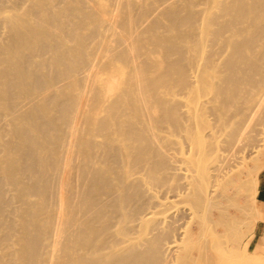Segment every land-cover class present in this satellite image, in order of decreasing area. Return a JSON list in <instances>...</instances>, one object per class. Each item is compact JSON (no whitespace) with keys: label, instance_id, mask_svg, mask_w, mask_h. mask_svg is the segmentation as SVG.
I'll return each mask as SVG.
<instances>
[{"label":"bare ground","instance_id":"obj_1","mask_svg":"<svg viewBox=\"0 0 264 264\" xmlns=\"http://www.w3.org/2000/svg\"><path fill=\"white\" fill-rule=\"evenodd\" d=\"M59 1L60 0H58V2L55 1L53 3L59 4ZM117 1L120 2V4H121V2L126 3L125 4L126 7L124 5L123 8L125 7L124 9L127 10V12L125 10H123L125 12L122 13V11H121L122 9L120 11L118 10L119 12H121L120 13L121 15L117 14L118 16L116 17V15H115L116 13H113V12L114 11L116 12L117 9L115 8V6H113L114 10H112V7H111V10L113 12L110 13L111 17H109V19H106V16L109 14H107L106 10L104 8H102L101 2L99 0H94V1L78 0V2H80L83 5V7L82 6L79 7V4H78V7H75L73 5L74 2L71 3L69 1V4H71V6L68 5V6H70L69 7L70 10L68 9L69 11H71V10L78 11V9L80 10V8L81 9L85 8L87 13H89L87 15V17H89V15H90V16H93V18L97 20V23H94V24L95 25L97 24L98 26L96 25V27H93V28L98 27V31H99V26H101L102 24H105L102 26H103V28L106 26L107 30L106 29H104V30L108 31L110 29V31L105 32V34L110 33V34L114 35V37H115V39L111 40V38L108 35L103 36V35H105L104 33L102 34V36H101V34H98L102 38V40H99V38H98L99 36H97V35H96L97 37L94 36L95 38L92 37L93 39L98 38L99 41L97 42V41H94L91 39V41L97 42L98 45L96 47L97 49H94V47H95L94 45H96L97 43L93 45V49H91L89 51L90 52L89 55L87 54L88 52L83 53V50H84L85 46L88 47L91 44L86 45L84 43L85 41H83L81 39L82 35L78 36V34H76V33H78L76 31L81 30L83 28L82 27L81 29H78L82 26V24L85 21V20L82 21V19H83V18L81 19L82 16H79V18L82 21V23H81V21H79L81 23V26L78 25L79 23L77 25H74L75 23L74 24L73 23H71V24L67 23L66 24L65 21H68V20H65V21L63 20L64 14L59 12V10H55L54 8H52L54 10H52V9L49 10L48 8L46 9V6H44V5L47 3H45V1H41V3L36 2V1H34V2L32 1L31 4L29 3V5L34 6L32 8L29 7V5L27 4L29 8L26 7V8L20 9L23 12V15H18L15 12V9H18V8H15V9L12 8L14 6L10 7V10L9 9L6 10L7 8H9L10 5H8L6 2V4H7V6H6L4 0H3V2H1L2 4H5V5L1 6V4H0V25H2V27L6 28L7 41L4 44L0 45V54H1V57H0V116L2 118L4 117V121L1 120V118H0V120L3 122L6 121V124L11 125V126L7 125V127H9L8 131H5V132H7V135H12L11 137H15L17 139L19 138L20 141L16 142L13 145L11 144L12 141L9 142L7 140H4L3 142H0V145H1L0 148L5 147V149H7V150H9V152L13 153L14 157H15V158L14 157L12 158V156L6 157V158L4 157V159L2 157H0V158H2L1 162H0V171L5 172L6 176H3L2 178L3 179L6 178L8 184L9 183L13 184L15 181H17L15 178H17V177L19 178L20 177L19 175H21V177L18 180H21V178H23L25 181H23V179H22V182L20 181L22 184L24 182V184H23V186L20 185V186H22V188H19V189H20V191H24L25 193L27 192V196H28V193H33L32 194L33 196H34V193L44 194L46 191L45 186L46 187H54V186H51L52 181H48V182H51V184H46V185L44 184V182L47 180L41 181L42 183L39 182L40 180H42V179L39 180L40 177L45 178L47 176L41 175L44 172L42 173V171L40 172V170H39L38 175L40 174V177H36L37 174L35 175V171H36V168L39 169L38 167L40 165H38V164H45V165H50L51 163L53 164V158L48 157V156H44L42 158L41 156L37 155V151L39 148H41L40 147L41 143H43L42 141H45V140L46 141L47 140L52 141L53 139H51V138L55 137L54 139H56V137H58L59 134H62L59 136L61 138H63L62 136L65 134L66 137H68V140L65 139V136H64L63 139H65V141L64 140L63 141L68 142V145L67 144L66 145H67L70 153L71 152L74 153L73 152L74 150H76L75 153H78V155L77 154H66V155H71L75 158L76 155H77L76 157H79V154L83 153L82 151L86 150V149L83 150V148L90 146L91 149H93L92 147H94L96 149L95 144H94V146H92L93 144L91 145V139H89V138L85 139V136L90 135V138H93V137H95L94 135H99V137L101 136V138H104V140L102 139V141H104V144L102 146V145H99L97 143V145L100 148L97 151L101 150L100 146H102V153H101L102 157H99V158H102L101 161L103 160V163L107 166L106 170L102 168L105 172H107L110 170V168L112 169L113 164L120 161V159L122 160V159L126 158V156H127L126 151L135 152L133 150H128L130 148L129 147L130 145L129 146L127 145L129 148L124 150L125 147L127 148V146L125 145V143H124V145H125L124 146L123 144L120 143L121 141H119L120 140L119 137H121L123 135V136H127V137L122 136V138H124L122 140H124V141L128 140L126 138L129 137L131 139L130 141H132L134 143L133 148L136 150V153L131 154V155H135L134 160H138L141 157L146 155L148 158V161H147L148 162V169H150V171L153 172V174L151 176L158 178V180L160 181L159 183L162 182L161 184L164 185L166 180H165L164 174L161 171H165L166 167L168 170L169 169L172 170L174 168L173 165H175V164H173V162H172L173 165H171L169 163H168L169 165L165 164V162H166L165 160H168L167 157L170 156V159H171V157H173V156H171V154H169L167 156V149H165V148H167V146H169V143L172 142V139H175L174 137H172L174 135V133L175 134L180 133L179 130H182L185 133L182 135H186L187 136L186 139L189 140V145H187L188 144L187 142H186L187 144L182 143L183 145L186 144L185 147L188 146L187 147L188 148V152H187L188 155H186L187 153L182 152V151H184L183 149L185 147L182 150L179 148L181 150L180 152L185 153V155H186L185 158H183L181 156L184 154H182V155L180 154L179 158H183V159L188 158L186 160H188L189 163H187V162L185 163L182 160H180L179 162L189 164L188 169L184 168L188 172V175L186 174V172L184 173V175L186 174L185 176L188 177L186 180L187 182L186 183L183 182L185 184L181 183L182 185H184L183 187L181 184H179L180 186H177L176 183L168 184L166 182L167 185H169V186L168 187L165 186V188H167L168 192H172V194H173L171 196L172 200H170L168 204H166L164 201H162V202L160 201L161 202L160 203L157 200V202L160 203V205L164 207L161 214H164L165 216L168 213L169 207L171 205H176L175 203L177 202V200L184 203V205L187 207V211H186L187 214L185 212L183 213L182 212L183 210L181 211V213L185 214L184 215L185 217H188L189 220H187L185 225L190 226V228L187 229L185 226V230L182 229V231H186V232L181 233L180 238H179V236H177L179 238V240H177V241H180V243L185 242V243H183L185 245L181 246L180 244L175 243L171 246H168L167 251H169L170 260L165 259V257H164L163 261H162L160 259V253H161L162 246H163L161 240L164 237L161 239L160 235L157 234V232H159V230H160V227H156L159 229L158 231L156 229V231H157L156 233L152 232V229H153V231L155 229L153 227L157 226V225H155L156 222L151 223V225H154V226L150 227V229L146 228L142 231H139V234L136 237L129 236L127 232H130V231H128V229L135 230L134 229L135 226L134 227H128L126 225L123 228H120V226H119V229L117 227V224L120 222L119 217H123V215L120 212L124 211V210L121 211L120 208L122 206H124V208H125L127 204H125V205L123 204L122 206H120L118 203H116L117 201L114 202L113 200H111V202H110V200H109L110 198H109L108 199L109 204L106 203L107 207H108V209H106V210H111V211L114 210L115 212H113V211L112 212L113 213L117 212V216H119L118 217L119 220H116L117 223L116 224L114 223V225L117 227L116 232L120 237L118 240H121V242H119V243H121L122 246L120 248H118L116 250V252H114V253H112V252L106 253L105 252L106 250L103 251L107 247V245H109L110 242L114 241V239H112V241H111V238L113 236L111 238L109 236L111 231L109 230L110 227H108V225H111V223H108V225L106 223H103V225L100 224L102 226L98 225V223H99V219L105 218V216H104L105 214L110 215V213H112V212L109 211L110 213H103V212H106V210H105V208L104 209H102L101 207L99 208L98 202H100V200H104L102 197H104L105 193H107V195L109 197L111 194H113V191L112 192L110 191L112 186L114 188V187H116V185H118L117 187H119V189H118L119 191H118L117 195L122 196L123 198H125V200H128V201L133 199V198H137L141 194L140 189H142L144 191L146 190V187L140 188V184L144 181V179L142 177H139V175H137V177H139V178H137L134 175L136 177L135 178L136 180H132L133 177L130 178L131 179L130 180V179H128L129 178L128 174H122L123 172H121V171L123 169V166H125V164L123 162L124 165L121 164L122 166H120V167H122V169L119 170L121 173L118 171L115 172V173L118 172L119 174H122V175H117L115 179L111 178L112 174L109 175L105 172H102V173L95 172L96 170L94 171L95 173H93V175L90 174L91 171H86V172H89L90 175L88 173H87V175L91 176V178L89 176L87 177L85 175L86 173L81 174V172H84L85 170L77 171L76 172L77 174L75 173L76 175L80 174V177H83V175H85V177L90 178V181H89L88 187L85 191V194L83 193L84 196L82 198V201L80 200L81 201L80 202L81 207L83 209V210L82 209L81 210H82V212H85L83 215L87 214L88 211H90V212L92 211L95 213L92 215L89 214V215H91V217L88 215V218L90 217L88 226H87V228L82 227L84 229H82L80 232H76L77 237H74L76 239H74L73 237H70V238H73V242H72V239H67V237L69 236L68 233H69L71 225H73V223H76L79 221L78 220V221L74 222L77 219L76 217H80L78 215V214H80V213H78L79 209H77V212H76L75 211L76 209L73 208V207L78 208L79 206H77L78 204L76 206H72L68 202V197H66L67 195L65 196V193L62 192L64 190H58L59 189L58 188L57 190L61 192V193L59 192L60 194L50 192L51 194H53V195L57 194L55 196H58L57 200H56L57 201V207H55V205H56L55 202H53L55 204V205L53 204V206H54L53 207L52 204L49 205L47 203L49 201L43 202L44 200L42 201L39 199H38L39 200L38 202L34 201L35 203L31 201L32 205L38 203L37 206H39V202H42L40 204V206L43 204L44 205L48 204L49 206H51L50 207L51 210H53L52 208H54V209L57 208L55 211H53V213L51 211L49 212V213L53 214V216L55 217L54 218L51 214H49L47 212L48 209H46V208H49V207L43 208L44 206H42V207L39 206V208L43 209L44 211L46 209L45 212L49 214L48 217H53V219L55 220L54 221L53 219H50V220H53V222L55 223V227H54V225H52V226L49 225L50 227H54L53 229L52 228L50 229V231L51 230H53V231L47 232V231H45V229L43 227H42L43 230L37 228L40 225L37 224L39 221L37 223H35L37 221L36 219H35L36 221L35 222L33 221V222L36 226L37 225H39V226H37V227L33 226V228L31 230H28L27 229L29 227L28 223L29 222L33 223L32 219H31V221H29L27 223V225L25 222L21 221L22 222L20 224L21 227H19V228L23 229V233H24V236L22 237V239L24 240L23 243L20 244L18 239H16L17 241H16L15 245H17V243L19 242V246L18 247H12L8 253H3V252L0 253V262L4 257L9 255V257L11 256V258L16 259L15 262L12 260L14 262V264H39L40 261L37 262L38 261L37 259L39 258L38 257L39 247H41L40 244H42V246H44L43 244L46 243V242L41 243L42 238H43L42 236L45 235V237H46V235L47 236L50 235V238L52 237L51 238L52 241L50 243L47 241L48 242L47 244L50 246H49L48 252L45 251L46 254L49 253L48 255H50L49 260H46V262L48 264H173L171 261H174V264H212V261L209 258V252L211 251L212 247H216V246L219 247L220 244H222L223 242L225 243L226 241H223L222 237L228 231L231 232V229L234 230V234L231 235V238L237 237L238 233L240 232V231L237 232L238 231L237 227H238V225H240L242 223L238 222V220L231 217L228 214V209L231 207H238L237 204L234 203L232 200L233 194H235L238 191L239 187H241L240 184H244L245 182H249V180H250L249 177L251 175V172L254 171L253 168L255 167V165L252 164L251 166L239 171L238 166L241 165V163H242L241 161L239 163H236V164H231L229 161H227L225 159H220L221 157H220V155H218L219 153L216 154L217 151H215L216 150L215 148H218L217 146L214 148L215 149L214 152L212 151V153H211V149L209 148V144H208L207 140H208V137L214 139L213 138L214 136H209L210 132H211V131H209V130H211V125H210L209 120L205 117L204 105L207 103L206 99L208 97L209 98L212 97V95L210 96V90H212V88H217L219 85L222 86L223 84H220L222 82L226 84V90H225V88H222L224 93L222 91H219L217 93V94H220V92H221L224 95V97H222L224 99V102H222L223 99L218 101V102H222V103H225V101H227V103H232L233 100H236V102H234V103L240 102L241 98L237 94V87L239 88V86H238L239 84L245 85V82L247 84V81H248L249 84H251V85L248 84V86H251L250 89L253 88L252 86H254L255 88L256 87L261 88L260 86L264 84V70L262 71L263 67H260V68H262L260 70V68H259L260 64L258 65L259 61L257 62L256 60H259V58H260V60L263 62L261 65L264 64V60H263L264 57L258 56L259 55L258 53L263 54L264 51H263V53L259 52L258 47H261V45H258L255 37L261 36L262 38H260V37H258V38L259 39L264 38V27L260 26V28L257 32V33H259V35L258 36H256L257 34L254 35L255 36V37L253 36L254 38L251 35L253 30L252 29L250 30L251 33L249 32L250 34L248 33V35H251V37L253 39H255L254 41L252 38H249V36L239 34L240 36L243 35V37H248L249 39L247 38L248 40H246L244 38V40H242L243 37L240 39L239 35H238V38L240 39V41L242 40L241 43L239 42V44H237L238 43L237 42V43L233 44L232 42H230L229 44H231V43L232 44L229 47L233 48L232 51H234V52H232L233 54H230V53L229 54L227 53V54L228 55H234L235 54L237 56L236 57L237 59H235V61H231L230 59H232V58H228L229 56L227 57L228 59H222L223 57L222 58L217 57V58L222 59V60H230L229 62L227 61L228 62L227 64L221 62L224 66L225 65L226 66L224 68H220L222 70H226L228 68V70H229L227 72L228 75L224 76V74H223L224 77L221 79V78L216 76V73L220 71V70H218L217 72L215 71L216 72L215 74L211 75L212 79H208V77H210V74L207 73V71H206L207 64H208V62H210L209 61L210 53H212V55L214 56L215 55L214 50L216 49L215 48L212 51L210 48V50H209L208 49L209 45H210V47L213 46V44H209V42L210 41H213V42L216 41L214 39L217 38V36H221V34H224L225 30L228 31L227 29L224 28V27L228 26V25L225 26L226 22L225 23L223 22L224 23L223 26L219 25L217 27H214L216 24H219V23H216V20H215L216 19L215 17H217V15L214 12V15H216V16L213 17L211 15L212 12L210 13V11L212 9L213 10L217 9L220 12V14L223 13V14L229 15L230 19L229 20L227 19L228 20L227 21V20H225L226 19L225 18L224 20L229 22L226 24H229V27L230 28L232 27L235 30L236 27L233 25H237L238 22L240 25L241 24L240 20L247 18V16H249L251 13H254L255 11H257L259 9V7L261 5L259 2L260 0H254V1L251 0L250 3H252V4H250V3L245 4L244 2H242L244 0H233L232 3H230V2L226 3V2H224L225 0H210L211 4H204V5L203 4H195L194 2H192L190 0H180V1H178V0H144L143 2L145 3V6L144 7H143V5L141 6L144 8L143 13H141L142 9L139 8L140 5L142 4V1H140L141 4H139V0H117ZM19 2H20V0H19ZM22 2H24V1H22ZM27 2H29V1H27ZM42 2H44V4ZM47 2H48V0H47ZM76 2H77V0L75 1V3ZM109 2H110V0H109ZM113 2H115V1L111 0V5ZM195 2H197V1H195ZM245 2H246V0H245ZM263 2H261V3L263 4ZM61 3H63V2H61ZM21 4H23V3L20 2L18 4L19 7ZM48 4H51V3H48ZM115 4H117V3H113V5H115ZM151 4H154V6H151ZM18 5H17V7H18ZM52 5L55 7L56 4L55 5L52 4ZM61 5L65 6L63 4H61ZM108 5L110 6V3ZM197 5H199L198 6L199 8H196ZM200 5H202V7H200ZM59 6L60 5H58L57 7H59ZM62 6H60V7H62ZM120 6L118 5L116 7L119 8ZM130 6L133 7L132 12L134 10L137 11L136 9H134V6L135 7L138 6V8L141 11L140 13H138L139 11L134 12V14H136V13H138V14H136L135 16L133 15L134 18H132V19L130 17L132 15L130 13H128V11L130 12V9H129V8H131ZM5 7H6V9H5ZM261 7H262V5H261ZM67 8H64V9H66V11H68ZM72 8H74V9H72ZM75 8H78V9H75ZM11 9H13V10L11 11ZM262 9L264 10V7ZM63 10H61V11H63ZM85 12L81 11L82 14H84ZM119 12H117V13H119ZM257 12H259V11H257ZM42 13H44L45 16ZM72 13H74V12H72ZM71 14H70V16H73V14L72 15ZM140 14H145V16L147 17V19L144 18V21L146 20V23L144 22L145 24L143 22H141V21H143V19H141V21L135 20L137 18V15H140ZM220 14H218V15H220ZM255 14L251 15V16H255ZM78 15H76V17H78ZM62 16H63V18H62ZM67 16H69V15L67 14ZM70 16H69V18H70ZM256 16H258V15H256ZM84 17H86V16H84ZM72 18H74V17H72ZM72 18H70V19L72 20ZM93 18L89 17V19H91L89 21V24L92 20H93L92 22L96 21ZM139 18L140 17L138 16L137 19H139ZM227 18H229V17H227ZM251 18H252V20L249 18L250 21H256V20H253V17H251ZM78 19L72 20V21H78ZM249 19H246V20H249ZM133 20L135 22L137 21L139 25L141 23L144 25L139 26L137 24L138 27H136V25H135L136 23ZM243 21H245V20H243ZM220 23H222V22H220ZM259 23H260V20H259ZM248 24H249V22H248ZM257 24H258V22H256V24H252V25L249 24V25H251L250 27H256L255 25H257ZM262 24L264 25V23H262ZM68 25L71 26V28L68 27ZM73 25H74L75 29H72ZM242 25L245 26L246 24H242ZM259 25H261V24H259ZM92 26H94V25H92ZM229 27H228V29H229ZM246 27L250 28L249 26H246ZM90 28H92V27H90ZM237 28H239V27H237ZM248 28H246V29H248ZM246 29H243V31L238 29V31H242L243 33H246L247 31H249ZM244 30H246V32ZM254 30L255 31H253V32L256 33V29H254ZM91 31L94 33L96 32L93 29ZM81 32H83V31H81ZM242 32H238V33H242ZM84 33H87V32L85 31ZM94 33H93V35H95ZM150 34L154 35L155 38L151 41L150 40L147 41V39L145 41V36L146 35L150 36ZM232 34H233V31H232ZM235 34H237V32ZM84 36H87V35L85 34ZM235 36H237V35H235ZM56 37L57 38L63 37L62 43L66 42L65 39L71 40L72 41L71 46H69L67 43H66V45H68V46H66L65 43H64L65 46H62V45L60 46L58 42H52V41H55ZM64 37H65V39H64ZM87 37H89V35ZM107 37H109L110 40L107 39ZM111 37H113V36H111ZM222 37H225V36H222ZM228 37H229V35H228ZM230 37L232 38L231 35H230ZM233 37H234V35H233ZM87 39H85V40H87ZM225 39H227V38H224V39L222 38V40H225ZM228 39H230V38H228ZM69 40H68V42L70 43ZM113 40L116 42L112 43ZM234 40L237 41V39H235V38H234ZM87 41L91 42L90 38ZM228 41H230V40H228ZM259 41H261L262 43L264 42V40L263 41L259 40ZM88 42H86V43H88ZM148 42H153L152 43L153 45L151 47L148 46V45H150V43H148ZM213 42H210V43H213ZM114 43H117V44L115 45ZM214 43H216V42H214ZM255 43L257 44L258 47L255 46V48L254 47H252V48L258 49V50H256L258 53H255L256 55H253V53H252V55L254 56V57L252 56L253 59L255 58L253 61L250 57H247L246 54H244V53H245V50H248V49L252 51L251 46H254L252 44H255ZM112 44H114L115 46L118 45L117 49H121V50L119 51V50L115 49ZM263 45L264 44H262V46ZM223 46H225V44ZM90 47L91 46H89V48ZM216 47H218V46H216ZM89 48H87V49L89 50ZM58 49H61V51L60 50L59 51L63 52L64 54H67V56L69 55L68 56V58H69L68 60L70 61L69 65H73L74 67H77V69H79L80 66L83 67V65L85 64V61L83 58L84 54L88 55L89 57L91 56V62H88L90 65V67H89L90 70L86 69L88 67V65L85 64L86 67L84 69H86L88 71V73L87 74L83 73L80 76L81 81L83 80L82 76H84V75L85 76L83 78L85 81H89V80H90V82L92 81L91 83L89 82L92 85L91 87H89V83H85V85L83 86V87L88 86V88H87L88 90H86V88L85 89L83 88V90H81L82 92L78 91L79 93L78 92L73 93V94L71 93L72 95H70V96L65 95L68 92L67 93L66 92L65 93L60 92L61 94H64V97L60 98V99L58 97H55L56 95L54 96V94H52L50 92L51 90L50 91L46 90L47 92L42 93V89L47 88V87H44L45 84L48 83V85H49L50 82L46 81V83H45V81H43V79L45 77L43 78L41 76V75H43V73L40 74V72H44V71H40V70L37 71V69H39V68H36V64L32 62V59H35V58H33V56L35 57L38 54H41L40 56H42L43 54L46 55V52H52V53H47L50 55L53 54L48 58H43L44 63H41L44 65L46 64L45 67L49 66V69H48V67L45 68L46 70L44 73H46V71L48 70L49 73H47V74H50L49 78L48 77H46V78L51 79L50 81L53 84H57V83H54V82H56L55 80L62 78L61 79L62 81L60 80L59 82L63 83L66 81V83H63V84L68 85L72 89L71 92H73L74 87L71 84V81H69V79L68 80H63V79H65V77L68 76V73H71L74 71L69 70V68H68L69 66L66 63L68 60H65L66 62L63 60L64 58H62V56L64 54L63 55H60V53H57L58 55L55 54L56 53L55 51L58 52ZM225 50H226V48H225ZM228 50H226V51H228ZM262 50H264V48ZM218 51L216 50L215 53H217L219 56H222L219 54ZM251 51H249V53ZM107 52L110 53L111 55L113 54L112 56L115 57V59H113L116 62V63L114 62L115 64L125 63V65L128 69L126 76L127 75L129 76L126 78H129L130 80L125 79V78L123 80L124 81L127 80L129 82L132 81V82L128 83L129 85L131 83H132L131 85H133V87L130 88L131 92H133V94L132 93H130L132 95L129 94V96L130 97L132 96V98L127 99V100L130 99V104L128 106L131 107V110H129V111L130 112L132 111V113L130 115L129 111H126L128 109L125 108V111L129 115V117H127V118L125 117V116H127V114L124 112V110L122 108L123 106H121L120 103L119 104L115 103V102L118 103V100H119V99L117 100L118 97L114 98L111 96L115 100H112L109 97H107L108 99L106 98L105 102L107 101V103H109L108 102L109 99L112 100V102H113V103L110 102L111 104H108L109 106H107V110H104L105 108L103 109V107H104L103 105L101 108V105L99 104V102H101V99L99 101V98L102 95H99L97 100L93 101V104L91 102L92 101L91 100L92 98H90L91 97L90 95H92L90 93L91 90H92V92H95V94L93 95L94 97L96 95H98V93H97L98 91L102 93L101 89L103 87H100V85H99L98 90L96 87H94L96 85V84L94 85V82L96 81V76L99 75L98 72L103 73L104 70L106 69L105 68L106 65L111 66L110 62H108V64H106V62H105V59L107 57L106 56ZM249 56H251V55H249ZM255 56H257V57H255ZM89 57H87V58H89ZM38 58H40V57H38ZM261 58H263V59H261ZM215 59L216 58H214V60ZM35 60L37 61V59H35ZM43 60H39L38 62L43 61ZM211 62H210V66H211V64H216V63H213V62L211 63ZM238 63H241V66H243V67L246 66L248 69V71L246 70V72H244V70L246 68L244 70H242L243 71L242 75L252 71L255 74H257L259 78L257 77V75L254 78H252V76H254V74L251 72L252 73L251 77H247V76H250V74H248L247 76H246V74L244 76H240L241 78L247 77L248 78L247 81H246V78H242L245 81H243L241 79L238 80L239 77H238V79H236L237 76L235 77L234 73L238 72L237 67H241V66H238L239 65ZM32 64H33V68L31 66ZM115 64H114V66H115ZM242 64H244V65H242ZM29 66H31V67H29ZM117 66L118 65H116L115 68ZM119 66H122V65H119ZM216 66H213V68ZM222 66L220 64V66H218V67H222ZM37 67H40V66L38 65ZM42 67H41V69H43ZM82 67H81V69H82ZM111 67H113V66H111ZM242 68H239V69H242ZM235 69H237V71H234ZM80 71L83 72L82 70H80ZM80 71H79V73H80ZM107 71H108V69H107ZM76 72H78V71H76ZM76 72H74V73H76ZM113 72L115 73V71H113ZM224 72H226V71H223L222 73H224ZM79 73H77V75H79ZM102 73H101V75H102ZM117 73H119V70ZM219 73H217L218 76H220ZM222 73H220V74H222ZM47 74L46 75L44 74V76H48ZM103 74L105 75V73H103ZM238 75H241V74L238 73ZM103 77L104 76L102 75L101 80H103ZM78 79H79V77H77V80ZM115 79H113V80H115ZM72 80H73V78H72ZM74 80H75V78H74ZM101 80L99 78H97V81H100L102 83ZM118 82H121V81H118ZM238 82H240V83L238 84ZM58 84H60V83H58ZM58 84L56 86H59ZM63 84H60V86H62ZM80 84H78V85H80ZM116 84L119 85V83H116ZM112 85H113V82L111 80L105 81L104 89H103L105 91V93H106V91H108L112 87ZM243 85L241 86L242 88H240V89H242L240 91V92H242V93H240V95L242 94L241 96H244L243 95V93H244L243 88L246 86V85L245 86H243ZM50 86L52 87L53 85H50ZM50 86H48V87H50ZM63 86L61 87L62 89H64ZM126 86H121V89L120 88L117 89V87H115L114 89L115 90L117 89V91L121 90V92H122L121 94L123 96H126L125 94H123L124 92L122 91V89H125L124 87H126ZM248 86H246L247 87L246 90L248 89ZM66 87L67 86H65V88ZM93 87L96 89H94ZM67 88L65 90H67ZM255 88H254V90H255ZM59 89H60V87H59ZM250 89H248V90H250ZM129 90H127L126 92L127 93L130 92ZM239 90H238V92H239ZM248 90L246 92H248ZM54 91H56V92H54ZM54 91H53V93H58L57 90L54 89ZM215 91H216V89H215ZM250 91H252V90H250ZM257 91H259V89L258 90L256 89V92ZM38 92H40V93H38ZM253 92L254 91H252L251 93H253ZM259 92L264 93V90L260 89ZM215 93L213 94V97L215 96V98H219V97H217L218 95L216 96ZM57 95H60V94H57ZM253 95H254V93H253ZM253 95L250 93H247V96H251L250 97L251 102H252V98H254V97H252ZM262 95H264V94H262ZM108 96H109V94H108ZM117 96L120 97L121 95L117 94ZM237 96L240 98V100H237V99H239ZM247 96H245V97L247 98ZM19 97H24L25 99H28V101L27 100H26L27 102L26 101L25 102L24 101H18V100H21V98L19 99ZM126 97H128V96H126ZM259 99L258 100L261 101V98H259ZM121 100H122V97H121ZM127 100L124 99L122 101H124V103H127L126 102ZM242 100L246 101L245 99H242ZM250 100H248V102H250ZM258 100H257V102H258ZM212 101H216V100L212 99ZM89 102H91V103H89ZM248 102H245L244 105H246V103L249 104ZM255 102L254 103L252 102L253 105L251 103L250 105H248L247 107L245 106V107L250 109V108H253L255 106V104L256 105L262 104V103L257 104ZM124 103H122V105ZM216 103H217V101H216ZM222 103H219L218 105H220ZM234 103H232V104L234 105ZM240 103L243 104V102H240ZM91 104H92V106L90 107ZM102 104H104V103H102ZM208 104H212V102L211 103L208 102ZM232 104H230V105H232ZM118 105L121 107V111L119 110V114L122 112L123 116L125 114L126 115L123 118L118 117V118H121V121L116 119V121H115L116 124H111V123H113V121L111 122V120H110V117H111L110 111H112L113 109L115 110V108H118ZM227 105H225V106L227 108H230L229 107L230 105L229 106H227ZM214 106H217V105H214ZM239 106H241V105H239ZM130 107H128V108L130 109ZM207 107H211V106H207ZM237 107H238V105H237ZM237 107H234V108H236V110L238 112H240V110H242V109H239ZM255 107H257V106H255ZM220 108L221 107L210 108V110H212V111L209 110L208 112L210 115H212V112L214 113V111H215L214 109H220ZM257 108L255 111H257ZM49 109L55 111L57 114L53 113L55 115L50 114L49 116H45V112L47 113V111ZM101 109L103 110V113H102ZM181 109L184 111V112H182L183 115L180 113ZM226 109H225V107L223 108V110H226ZM71 110L73 111L72 112L73 115H72V113H71V115H69L70 114L69 111H71ZM88 110L89 111L92 110L94 112H97V110H100V113L98 115H101V113H102V115H101L102 117H100V120L98 119L99 122L97 124L96 123H90L91 121H89V120H93V119L97 120L96 117H94L92 119L93 116L92 117L89 116V117H91V119L88 120V113H89ZM250 110H252V109H250ZM92 111L89 114L92 115V113H93ZM104 111L106 113L105 115H104ZM106 111H108V112H106ZM217 111H219V110H217ZM237 111H234V112H237ZM113 113H115V112H113ZM242 113L244 114L245 112L242 111ZM253 113H254V111H253ZM116 114H118L117 111H116ZM178 114L181 116V118L184 116L186 117L184 119V120H186V123H183L182 121H180L181 119L179 118ZM229 114H231V113H229ZM239 114H237V115H239ZM234 115L235 114H233L232 117ZM237 115H235L236 118L238 117ZM246 115L247 114H245L243 116H246ZM254 115H256V114H254ZM229 116H226V118L229 117V119H227V120L231 119V115H229ZM248 116H250V115H247L246 116L247 118H243V120L251 117V116L250 117H248ZM81 118H83L84 120L83 119L81 120ZM112 118H116V117H112ZM226 118H224V119H226ZM78 119H79V121H78ZM16 120H18V122L27 123L28 126L33 129V134L35 136L29 135L25 128L16 127L13 124V122H17ZM112 120H115V119H112ZM81 121H83V122L88 121L89 126L88 125L87 126L90 128L83 127V125L81 126L80 125ZM248 121L249 120H246L247 123H248ZM250 121H252V120H250ZM18 122H17V124H18ZM62 122H64L65 126H67L66 130H64L65 133H59V132H62L60 130ZM66 122H67V124H66ZM79 122H80V124H79ZM226 122H228V121H226ZM24 123H23V125L26 126L27 124H24ZM181 123H183V124H181ZM242 123H244L242 121V119L241 120L236 119L235 121L227 124L228 134L227 133L226 134L232 139L233 144H234V142H238L241 140V138H243L242 136H243L244 132L240 131V130H242L241 126L245 127V130L247 129L246 128L247 123L245 124L246 126H244ZM253 124L254 123H252V126H254ZM260 124H258V125H260ZM262 124H263V122H262ZM113 125H116L117 127L114 128ZM248 125L251 126L250 124H248ZM18 126H20V125H18ZM219 126H220V124H219ZM63 129H65V128H63ZM116 129H117V131H116ZM35 132L37 133V135L39 134L38 137L36 136ZM1 133L2 132H0V138L2 136H4V137L6 136L3 133L1 136ZM115 135H116V138H113V137H115ZM176 136H178V135H176ZM249 136L250 135H248V137ZM178 137H180V136H178ZM248 137H247V139H248ZM61 138H60V140H61ZM180 138H182V137H180ZM184 139L185 138H182L181 141H183ZM252 139H253V136H252ZM63 141L61 140V142H63ZM178 141H180V140H178ZM245 141H247V140H245ZM132 142H131V145H132ZM183 142H185V140ZM213 142L219 144L220 141L216 142L214 140ZM126 143L128 144V141ZM51 144L53 145V143H51ZM174 145H177V143ZM212 145L214 147V143ZM235 145H236V143H235ZM247 145H249V144H247ZM239 146H241V145H239ZM49 147L48 148L45 147V148L50 149V150H51V148H53V147H50V148ZM71 147H73V148H71ZM171 147H172V149H174L172 145H171ZM177 147H178V145H177ZM43 149H42V151H43ZM62 149H61V151H62ZM88 149L89 148H87V150ZM230 149H231V147H230ZM169 150H170V148H169ZM178 150L175 149V151H178ZM225 150H223V151H225ZM40 151H41V149H40ZM90 151H91V153L88 152V153H90L89 155L96 152V151L93 152L92 150H90ZM0 152H3V151H0ZM99 152H101V151H99ZM231 152L233 153V151H231ZM3 153L6 154V152H3ZM3 153H1V154H3ZM45 153L51 154L52 152L48 151ZM61 153L62 154H60V156L58 155V157H61L62 155H64L63 151ZM129 153H131V152H129ZM98 154H100V153H98ZM172 154L175 155V153H172ZM89 155L88 156L85 155V156H87L86 160L88 159V157L91 158ZM54 156L56 157V155H54ZM85 156L80 157V161H82L81 158H83ZM175 156H177V155H175ZM65 157L66 156L64 155V157L62 158L64 161H61V162H64L63 166H61V168L58 167V169H55L57 171L56 175H57L59 169H60L59 171H61L60 172L61 174H59V176L57 175V177H59V179L55 176H53V177L58 179V183L60 184L61 187L68 188V190H69L72 187L71 186L72 182L77 184V181L79 180L81 182V180L76 179V182H74V181L71 182L70 175L72 177H73V175H75L74 173L72 175V172L70 173L71 166H73V165H70L69 161L71 160L70 158H72V157H70V158H68V156L66 158ZM225 158H228V156ZM15 159L17 160L18 164L20 165V167L18 166V168L19 169L21 168L20 170H22V171H20L18 168H16V169L13 168V167H15L16 164L12 167L13 163L15 162ZM95 159H97V158H95ZM127 159H128V157H127ZM177 159H178V157H177ZM72 160H73V158H72ZM84 160L85 159H83V162H86ZM98 160L100 161V159H98ZM91 161H89V162H91ZM169 161H167V162H169ZM174 162L177 164L179 163L176 161H174ZM91 163H88V164H91ZM94 163H97V161L93 162V164ZM100 163H99V165L101 166L103 163L102 162H100ZM138 163H140V162H138ZM55 164L59 165L58 163H55ZM132 164H135V163H131V162L129 163V167H128L129 170H131L132 167L134 166ZM144 164H145V162H143V165ZM185 164H183V165L187 167V165H185ZM139 165L140 164L135 165V166L140 167L141 165L140 166ZM36 166H38V167H36ZM106 166L102 165V167H106ZM169 166H171V168H168ZM43 167L44 166H42V168ZM84 167L85 166H83V168ZM115 167H118V166H115ZM120 167L116 168V169H120ZM12 168L14 170H19L21 174L16 173L19 175L17 177H14L12 175ZM81 168H82V166H81ZM76 169L78 170V168H76ZM175 169H177V167ZM184 169L180 168L179 170H181V172H183ZM42 170L44 171V169H42ZM48 170L45 171V174H46V172H48ZM173 171H175V170H173ZM128 172L130 174L131 171H127V173ZM135 173H138V172H135ZM145 173L147 174V171H145ZM175 173H177L176 175L179 176L178 174L180 172H178L176 170ZM16 174H14V175H16ZM171 174L174 175V172L169 173V175H171ZM52 175H54V174H51V176ZM131 175H133V174H131ZM169 175H166L167 178ZM181 176H183V175L179 176L180 179H181ZM49 177H50V175H49ZM179 177H177V178H179ZM50 179H52V178H50ZM54 179H53V181H54ZM56 180H55V182H56ZM0 181H1V178H0ZM3 181L1 183H3ZM168 181H169V179H168ZM176 181H179V180L176 179L174 182H176ZM153 182H154V180H153ZM55 184H56V187L59 186V185L57 186V183H55ZM143 184L144 183H142V185ZM9 185H7L6 187H8ZM48 185H50V186H48ZM84 185L87 186V183ZM144 185H147V184H144ZM16 186H17V184H16ZM6 187H4V188L6 189ZM74 187H76V186H74ZM11 188H12V186H11ZM83 188H84V186H83ZM157 188H160V187H157ZM1 189L2 188H0V218H1V215L4 216V214H2L3 212L6 215H8L7 213H9V212L6 211L7 207H4V205H7V203L9 201H11V200L5 201L6 199H11V198L3 199ZM5 189H3V190H5ZM164 190H166V189H164ZM9 191L11 192L12 190H9ZM78 191H80V190H78ZM109 191L111 192V194L109 193ZM12 192H14V191H12ZM145 192H144V194H145ZM148 192H149V190H148ZM48 193H46V195H49ZM73 193H75V192H73ZM114 193H116V192H114ZM161 193H162V191H161ZM147 196L152 197L149 195H147ZM79 197H80V194L77 198H79ZM107 197H106V199H107ZM153 198H154V196H153ZM160 198H163V197H160ZM167 198H169V197H167ZM69 199H70V197H69ZM75 199H76V196H75ZM115 199H117V197ZM146 199H150V198H146ZM76 200H79V199H76ZM133 200L135 201V199H133ZM71 201H72V199L70 200V202ZM26 202L30 203V201H25V203ZM103 202H106V200H104ZM120 202H122V201H120ZM4 203H6V204H4ZM129 203L130 202H128V204ZM148 203H150V202H148ZM10 204H12L11 208H10ZM10 204H9V206L7 205L9 211L11 212L9 214L13 215V212L11 211V209L15 207L16 203H14V204L10 203ZM135 204H137V203H135ZM135 204H131L133 206V207L131 206L132 208L127 207L128 211H126V212H129L130 209L133 210V209L137 208L138 205L136 206ZM139 204H140V202H139ZM150 205H152V203ZM35 206L36 205H34V207ZM103 206L104 205L102 203V207ZM141 206L139 205V207H141ZM16 207H19V206H16ZM69 207L72 208V209H70L71 212L73 211L74 213L76 212L78 214L76 215V213H75L74 215H72V213H70ZM109 207H111V209ZM27 208H29V206H27ZM183 208H185V207H183ZM24 209H25L24 210L25 212L29 210V209L26 210V206ZM31 209L32 208H30V213H29V211H28V213L33 214V212H34V214H36L35 211H37L38 209L37 210L34 209V211ZM96 209H97V211H96ZM100 209H101V211H100ZM121 209H123V208H121ZM236 209L238 210V208H236ZM12 210L19 211L18 209L17 210L12 209ZM81 210L79 212H81ZM137 210H139V209H137ZM148 210H152V209L149 208ZM21 211L24 212L23 210H21ZM144 211H146V210L144 209ZM175 211H177V210H175ZM45 212H43V213H45ZM28 213L27 214L25 213V214L28 215ZM134 214H136V213H134ZM15 215H17V216L14 217V220L16 217H18V215L19 216L22 215V217H23V214H20V213L15 214ZM36 215H38V214H36ZM146 215L147 216H144V218L143 217H141V218H143L144 220H147L148 215H150V213L149 214L146 213ZM177 215H179V214H177ZM32 216H30V217H32ZM129 216H132V215H129ZM167 216L168 217L171 216V213L169 212ZM8 217H11V216H9V215L4 216V217H2L3 219H1V220H4V218L7 219ZM82 217H84V216H82ZM132 217H134V216H132ZM145 217H147V218L145 219ZM18 218L21 220L20 217H18ZM24 218H25L24 221L30 220V218H26V217H24ZM43 218H45V217H43ZM127 218L129 219V217H127ZM171 218H172V216H171ZM173 218H176V217H173ZM111 219L113 220L116 218H111ZM122 219H121V221H122ZM128 219H127V224H128ZM137 219H138V217H137ZM177 219L179 220V218H177ZM177 219H175V220L173 219L174 223ZM20 220H18V222ZM162 220L164 221L163 218H162ZM9 221H12V219H10ZM16 221L17 220H15V222ZM47 221H49V220H47ZM133 221H136V219L134 218ZM152 221H153V219L151 220V222ZM12 222H14V221H12ZM53 222L51 221L49 223L53 224ZM147 222L150 223V221H148V220H147ZM159 222H161V220ZM181 222L182 221H180V223ZM0 223L5 224V222H3V221H1ZM11 223L5 224V225H9V227H10V225L12 226ZM85 223H87V222H85ZM236 223H240V224H237V226H235ZM1 224H0V226H1ZM4 224H2V225H4ZM78 224H81L80 221L78 222ZM122 224H124V222ZM17 225H19V223H17ZM118 225H120V224H118ZM141 225H143V224H141ZM30 226H31V224H30ZM74 226H76V225H74ZM74 226H72V227H74ZM115 226L113 227V229L115 228L114 230H116ZM176 226L177 225H174L172 227H175V229L178 230L179 228H177ZM179 226H181V225H179ZM3 227L4 226H1V228H0L1 232L3 231V229H2ZM5 227H7V226H5ZM9 227H7L6 229H8ZM12 227L14 228V226H12ZM15 227H18V226L15 225ZM169 227H170V225H169ZM172 227H170L169 229H172ZM214 227L215 228L221 227L223 230H222V232H218L214 229ZM49 228H47V229H49ZM75 228H77V226L74 227V232L76 230ZM124 228L125 229L127 228L126 229L127 231ZM140 228H142V227H140ZM71 229H73V228H71ZM161 229H162V227H161ZM15 230L19 232V230L17 228ZM15 230H12V231L15 232ZM139 230H141V229H139ZM109 231H110V233H107ZM171 231H169V232L172 235ZM210 231L213 232L212 240L209 238H208L209 240L207 239V236H208L207 233ZM14 232H12V233H14ZM21 232H19V233H21ZM112 232H115V231L112 230ZM167 232H168V230H167ZM4 233L9 234L6 232H4ZM66 233H67V237H65V238H66V240H70V241H66V240L64 242H63V240L60 241V239L64 238V234H66ZM71 233L74 234L73 231ZM164 233H165V229H164ZM175 233L177 234V231ZM168 234L169 233H167V235ZM193 234L196 235L195 238H192ZM112 235H114V234L112 233ZM167 235H166V237H167ZM228 236H229V234L227 235V237ZM7 238L11 239L9 237V235L8 236L1 235L0 236V245L6 243L5 241H7L6 240ZM169 238H170V236H169ZM9 239H8V241H11ZM93 239H97L98 241H100V244L98 245L95 243L97 246H94L95 244L93 243ZM14 240L15 239H13L10 242V244ZM169 241L172 242L171 240H169ZM169 241L167 239L168 243H170ZM43 242H44V239H43ZM232 244H234V243H232ZM4 245H8V244L6 243ZM0 247L1 248L3 247L5 249L6 246H0ZM43 248H45V247H43ZM70 249L75 251L74 252L75 255H73V253L71 254L73 256H71L69 254V253H71V252H69ZM42 252H44V251H42ZM91 253H92V255H95L94 253L99 254L98 255L99 257L96 256L97 258H95V256L91 257V256L87 255V254H91ZM211 253H213V252H211ZM68 255H70V257ZM47 257H49V256H47ZM211 258H212V256H211ZM7 259H9V258H7ZM3 261H4V259H3ZM5 261L7 262V260H5ZM12 261H10V262H12ZM214 263H216V262H214ZM44 264H46V263H44Z\"/></svg>","mask_w":264,"mask_h":264},{"label":"rangeland","instance_id":"obj_2","mask_svg":"<svg viewBox=\"0 0 264 264\" xmlns=\"http://www.w3.org/2000/svg\"><path fill=\"white\" fill-rule=\"evenodd\" d=\"M14 1V2H13ZM22 1H24V2H22ZM27 1H29V2H27ZM34 2V1H36V2H40L41 3V1H45V3H47V4H45L44 6H46V9L48 8L49 10L50 9H52V8H54L55 10H59V12H61L62 14H64V18H63V16H62V18H63V20L65 21V20H68V21H65L66 22V24L68 23H75L74 25H77L78 23V25H80L81 26V23H82V21H84V23L82 24V26L80 27V28H78V29H81L82 27V29L81 30H78V31H76V32H78V33H76V34H78V36H81V39L83 40V41H85L84 43L86 44V45H89V44H91V45H89V46H91L90 48H89V46L87 47V46H85V48H84V50H83V53L84 52H88L87 54L89 55V51L91 50V49H93V45L94 44H96L99 40H102V38L98 35V34H101V36H102V34L104 33L105 34V32H109L110 31V29L108 30V31H106L107 30V28H106V26L103 28V26L102 25H105V24H102L101 26H99V31H98V27L97 28H93V27H96V25L94 24V23H97V20L96 19H94L93 18V16H90L89 15V17L90 18H93L94 20H96L95 22H90V24H89V21L91 20V19H89V17H87V15L89 14V13H87V11H86V9L84 8V9H81L80 8V10L83 12H85L84 14H82L81 13V11L78 9V8H75V9H78V11H76V10H71V11H69L70 10V6H71V4H69V1L71 2V3H73L74 2V6L75 7H78V4H79V7H83V5L80 3V2H78V0H77V4L75 3V1L76 0H60L59 1V4L58 3H53V2H58V0H48V2H47V0H20V2L21 3H23V4H21L20 5V7H19V0H4V2H5V4H6V2H7V4L8 5H10L9 6V8H7L6 9V7H5V9L6 10H10V7H12V6H14V7H12V8H18V9H15V12L18 14V15H23V12L20 10V9H22V8H29V7H34V6H31V5H29V3L31 4V2ZM67 1V2H66ZM91 1H94V0H91ZM100 2H101V6H102V8H104L105 10H106V13L107 14H109V15H107L106 16V19H109V17H111V15H110V13H112L113 11L112 10H114L113 8V6H115V8L117 9L116 10V12L114 11L113 13H116L115 15H116V17L118 16L117 14H120L121 12H119L121 9V11H122V13H124L125 11L127 12V10H125L124 8L126 7V3H124V2H121V4H120V2H118L117 0H114L115 2H113V3H117V4H115V5H113V3H112V5H111V0H110V2H109V0H99ZM113 1V0H112ZM140 1H142V4L140 3ZM144 0H139V4H141L140 5V7L139 8H141L142 9V12L140 11V9L138 8V6L137 7H135L134 6V9H136L137 11H139L138 13H143V7L145 6V3L143 2ZM178 1H180V0H178ZM190 1H192V2H194L195 4H211V2H210V0H190ZM195 1H197V2H195ZM252 1H254V0H252ZM264 0H260L259 2H260V4L262 5V7H261V5H260V7H259V9L257 10V11H259V12H257V11H255L254 13H251L249 16H247V18H245V19H243V20H245V21H243V20H240V25H239V22H238V24L237 25H233V26H235L234 28H235V30L231 27H229V24H226V23H229V22H227L229 19H230V16L229 15H226V14H220V12L217 10V9H212L211 11H210V13H211V15L214 17V16H216L217 15V17H215L216 19V23H219V24H216L214 27H217V26H219V25H222L223 26V24L225 23V26L226 25H228V26H226V27H224L225 29H227L228 31H226L225 29V32H224V34H221V36H217V38H215L214 40H216V41H214V42H216V43H214L213 41H210V42H213V43H210L209 42V44H213V46L212 47H210V45H209V47H208V49L210 50V48H211V50L213 51V49H215L214 50V56L212 55V53H210V59H209V61L211 62H213V63H216V64H211V66H210V62H208V64H207V68H206V71H207V73H209L210 74V77H208V79H212V74H215L218 70H220L219 72L220 73H222L223 71H226V72H224V73H222V74H220L219 72H217V73H219V75L220 76H218L217 75V73H216V76L217 77H219V78H223L224 76H227L228 74H227V72L229 71L228 70V68L226 69V70H222V69H220V68H224L225 66L222 64V63H228L230 60L231 61H235V59H237L236 57V55L234 54V55H228L229 53L230 54H233L232 52H234V51H232V49L233 48H230L229 46H231V44L233 43V44H235V43H237V44H239V42L241 43L242 42V40H244V38L246 39V40H248L249 38H252L254 35H256V36H258L259 35V33H257L258 32V30H259V28H260V26L261 27H264V25L262 24V23H264V10L262 9L264 6V2H263ZM1 2H3V0H0V4H1V6H3V5H5V4H2ZM61 2H63V3H61ZM66 2V3H65ZM205 2V3H204ZM224 2H230V3H232L233 2V0H225ZM242 2H244L245 4H249L250 2H251V0H246V2H245V0L244 1H242ZM261 2H263V4L261 3ZM16 3V4H15ZM43 4H44V2H42ZM48 3H51V4H48ZM68 3V4H67ZM110 3V6L108 5ZM7 4H6V6H7ZM29 5V7H28V5ZM52 4H56L55 5V7L52 5ZM61 4H63V5H65V6H62ZM250 4H252V3H250ZM17 5H18V7H17ZM49 5V6H48ZM58 5H60V6H62V7H57ZM68 5H70V6H68ZM120 6L119 8L118 7H116V6ZM125 5V7L123 8V6ZM143 5V7H141ZM53 6V7H52ZM151 6H154V4H151ZM199 5H197L196 6V8H199L198 7ZM68 7V8H67ZM73 7V6H72ZM111 7H112V10H111ZM131 8H129L130 9V12L128 11V13H130L132 16H130L131 17V19L132 18H134L133 17V15L135 16L136 14H138V13H136V14H134V12H137V11H135L134 9V11L132 12V6H130ZM200 7H202V5H200ZM59 8V9H58ZM64 8H67V10L68 11H66V9H64ZM138 8V9H137ZM54 9H52V10H54ZM63 10V11H61V10ZM72 9H74V8H72ZM127 9V8H126ZM13 9H11V11H12ZM119 10V11H118ZM123 10H125V11H123ZM261 10V11H260ZM109 11V12H108ZM111 11V12H110ZM58 12V11H57ZM72 12H74V13H72ZM78 12V13H77ZM117 12H119V13H117ZM214 12H215V14L216 15H214ZM70 16V14L72 13L73 14V16H70V18H72V17H74V18H72V20H77L78 18H79V16H82L81 17V19H82V21H81V19L79 20L78 19V21H72L70 18H69V16H67V14ZM77 13V14H76ZM209 13V14H210ZM256 13V14H255ZM44 16H45V14L44 13H42ZM71 14V15H72ZM78 15V17H76V15ZM218 14H220V15H218ZM255 14V16L256 15H258V16H251V15H254ZM261 14V15H260ZM86 16V17H84V16ZM121 15V14H120ZM143 15V16H142ZM222 15V16H221ZM260 15V16H259ZM138 16L140 17L139 19H137L138 18ZM225 16V17H224ZM221 17V18H220ZM227 17H229V18H227ZM251 17H253V20H256V21H250V19L252 20V18ZM255 17V18H254ZM70 20H69V19ZM87 18V19H86ZM136 18V17H135ZM137 18L135 19V20H137V21H141V19H143V21H141V22H145L146 23V20L144 21V18L145 19H147V17L145 16V14H140V15H137ZM226 18V19H225ZM250 18V19H249ZM223 19V20H222ZM227 20V21H225V20ZM246 19H249V20H246ZM220 20V21H219ZM259 20H260V23H259ZM263 20V21H262ZM72 21V22H71ZM79 21H81V23L79 22ZM107 21V20H106ZM134 21V20H133ZM135 22L136 24V27H138V22ZM87 22V23H86ZM140 22V23H141ZM220 22H222V23H220ZM224 22V23H223ZM248 22H249V24H256V22H258V24L257 25H255L256 27H250L251 25H249L248 24ZM262 22V23H261ZM144 23V24H145ZM138 24V25H137ZM144 24H140V25H144ZM242 24H246L245 26H243ZM259 24H261V25H259ZM74 25L72 26V29H75V27H74ZM92 25H94V26H92ZM139 25V26H140ZM263 25V26H262ZM98 26V25H97ZM246 26H249L250 28H248V27H246ZM68 27H70L71 28V26H69L68 25ZM77 27V26H76ZM90 27H92V28H90ZM228 27H229V29H228ZM237 27H239V28H237ZM0 45L1 44H4L6 41H7V37H6V34H7V31H6V28L5 27H2V25H0ZM246 28H248V29H246ZM95 30L96 32L94 33V32H92L91 30ZM104 29H106V30H104ZM238 29H240V30H242L243 31V29H246V30H249V31H247L246 32V30H244L246 33H243L242 31H238ZM253 30V31H255L254 29H256V33L255 32H253L252 31V33H251V31L250 30ZM104 30V31H103ZM237 30V31H236ZM81 31H83V32H81ZM87 32V33H84V32ZM91 31V32H90ZM103 31V32H102ZM232 31H233V34H232ZM235 31V32H234ZM228 32V33H227ZM237 32V34H235ZM238 32H242V33H238ZM251 33V35H252V37H251V35H248V33ZM260 32V31H259ZM93 33L95 34V35H93ZM231 33V34H230ZM249 33V34H250ZM255 33V34H254ZM89 35V37H87V36H84V35ZM241 34H243V35H245V36H249V38L248 37H243V35L242 36H240ZM99 36L98 38H99V40H98V38H96V39H93L92 37H97V36ZM109 36L110 38H111V40L112 39H115V37H114V35H112V34H108V33H106L105 35H103V36ZM228 35H229V37H228ZM230 35L232 36V38L230 37ZM233 35H234V37H233ZM235 35H237V36H235ZM238 35H239V38L241 39L242 37V40L240 41V39L238 38ZM84 36V37H83ZM111 36H113V37H111ZM148 36V37H147ZM222 36H225V37H222ZM3 37V38H2ZM94 37V38H95ZM109 37H107V39H109L110 40V38ZM255 37V36H254ZM253 37V38H254ZM258 37H260V38H262L261 36H258ZM258 37H255L256 38V40H257V43H258V45H261V47H258L257 46V44L255 45V44H252V45H254V46H251V48L252 47H254L255 48V46H257L258 47V49H259V52H261V53H263V51L264 50H262L263 48H264V45L262 46V44H264V42L262 43L261 41H259V40H264V38L263 39H259ZM60 38V39H59ZM59 38H55V41H52V42H58L59 43V45L61 46H65L66 45V43L69 45V46H71V44H72V41L71 40H69V39H65V37H64V39L66 40V42H63L62 43V39H63V37H59ZM84 38V39H83ZM90 38V41H91V39L92 40H94V41H97V42H94V41H91V42H88L87 40ZM101 38V39H100ZM151 38V39H150ZM155 38V36L154 35H152V34H150V36L149 35H146L145 36V41H146V39H147V41H151V40H153ZM222 38L224 39V38H230V39H228V40H230V41H228L227 39H225V40H222ZM234 38L235 39H237V41L236 40H234ZM248 38V39H247ZM252 38V39H253ZM85 39H87V40H85ZM4 42H3V41ZM68 40L70 41V43L68 42ZM233 40V41H232ZM255 39H253V41H254ZM236 41V42H235ZM86 42H88V43H86ZM113 42H116V41H112V43ZM223 42V43H222ZM230 42H232L231 44H229ZM64 43H65V45H64ZM148 43H150V45H148V46H152L153 44V42H148ZM115 45L117 44V43H114ZM114 44H112L113 45V47L115 48V49H117L118 48V45L117 46H115ZM225 44V46H223ZM227 44V45H226ZM229 44V45H228ZM68 45H66V46H68ZM97 45H98V43L96 44V45H94L95 47H94V49H97L96 47H97ZM120 45V44H119ZM155 46V45H154ZM216 46H218V47H216ZM233 46V45H232ZM224 47V48H223ZM61 48V47H60ZM87 48H89V50L87 49ZM120 48V47H119ZM225 48H226V50H228V51H226L225 50ZM254 48H252V51L251 50H245V53L244 54H246V56L247 57H250L253 61H254V59H253V55H256L255 53H258L256 50H258V49H254ZM61 51V49H58V52L57 51H55L56 53L55 54H57V53H60V55H63L64 53L63 52H60ZM117 50H121V49H117ZM218 51L219 52V54L220 55H222V56H219L217 53H215V51ZM262 50V51H261ZM211 51V52H212ZM249 51H251L250 53H249ZM255 51V52H254ZM109 52V51H108ZM107 52V57H106V59H105V62H106V64H108V62H110L109 64L111 65V66H113V67H111V66H109V65H106L105 66V70H104V72L103 73H105V75L102 73V75L104 76L103 77V80H101L102 78V75H101V73L100 72H98L99 73V75H97L96 76V81L94 82V87H96L97 88V90H98V87H99V85H100V87H103L101 90H102V93L101 92H97L98 93V95H96L95 97L93 96L94 94H95V92H92V90H91V94L92 95H90L91 97L90 98H92L91 100V102H92V104H93V101L94 100H97V98H98V96L99 95H102V96H100V98H99V101H100V99H101V102H99V104L101 105V108H102V105L104 106L103 107V109L104 110H107V106H109L108 104H111L110 102H112V100H115V99H113L112 97H114V98H117V100H118V103L117 102H115L116 104H119L120 103V105L121 106H123L122 108H123V110H124V112L127 114V116H125L126 118L127 117H129V115H128V113L126 112V111H129V110H131V107L130 106H128L129 104H130V99L129 100H127L128 98H132V96L130 97L129 96V94L130 93H132L133 94V92H131V89L130 88H132L133 87V85H129L128 83H130V82H132V81H127V80H123L124 78L125 79H128V80H130L129 78H126V77H129L128 75L126 76V74H127V67H126V65H125V63H119V64H115L116 62L113 60V59H115V57L114 56H112L110 53H108ZM112 52V51H111ZM47 53H52V52H46V55H42V56H40L41 54H36L37 56H33V58H35V59H37V61L35 60V59H32V62L33 63H35L36 64V68H39V69H37V71L38 70H40V71H44L45 72V68L46 67H48V69H49V66H46L45 67V65L44 64H41V63H44V60H43V58H48V57H50L51 55H53V54H47ZM71 53V52H70ZM222 53V54H221ZM228 53V54H227ZM252 53H253V55H252ZM34 54V55H35ZM217 54V55H216ZM259 54V55H258ZM257 55L260 57V56H262V57H264V53L263 54H260V53H258ZM49 55V56H48ZM58 55V54H57ZM88 55H86V54H84L83 56V58H84V61H85V64L86 65H88V67L86 68L87 70H90V65H89V63L88 62H91V56L89 57ZM225 55V56H224ZM249 55H251V56H249ZM67 56V54H64L63 56H62V58H64L63 60L65 61V60H68L69 58H68V56ZM229 56V57H228ZM253 56V57H252ZM0 57H1V54H0ZM38 57H40V58H38ZM87 57H89V58H87ZM217 57H219V58H222V59H228V58H232V59H230V60H222V59H219V58H217ZM228 57V58H227ZM255 57H257V56H255ZM258 57V58H259ZM110 58V59H109ZM213 58V59H212ZM214 58H216L215 60H214ZM86 59V60H85ZM257 59V58H256ZM261 59H263V58H261ZM39 60H43V61H40V62H38ZM264 60V59H263ZM35 61V62H34ZM113 61V62H112ZM228 61V62H227ZM237 61V60H236ZM257 62H258V65L260 64H262L263 62L260 60V58H259V60H256ZM255 61V62H256ZM37 62V63H36ZM66 62V61H65ZM64 62V63H65ZM88 64H87V63ZM115 62V63H114ZM211 62V63H212ZM222 62V63H221ZM67 64H68V68H69V70L70 71H74V72H76V71H78V72H76V73H74V72H71V73H68V76L67 77H65V79H63V80H68L69 79V81H71V84L73 85V87H74V89H73V92H71L72 91V89L68 86V85H65V84H63V83H66V81L65 82H59L62 78H60V79H58V80H55L56 82H54V83H60V84H63L62 86H63V88L64 89H62L61 87L62 86H60V84H58L59 86H56L57 84H53L50 80L51 79H48L49 78V76H50V74H47V73H49V71L47 70L46 71V73H44V72H40V74H42L43 73V75H41L43 78V81H45V83H46V81H48V82H50V84L48 85V83H46L45 84V86L44 87H47L46 89L45 88H43L42 89V93H44V92H47L46 90H51L50 92L52 93V94H54V96L55 97H58L59 99L60 98H63L64 97V94H61V93H67V94H65V95H67V96H70V95H72L73 93H76V92H80L81 90H83V88L85 89L86 88V90H88L87 88H88V86L87 87H83L84 85H85V83H89L90 82V80L89 81H85L84 80V76H82V79L85 81H81V78H80V76L84 73H88V71L86 70V69H84L85 67H86V65L84 64L83 65V67L82 66H80L79 67V69H77V67H74L73 65H69L70 64V61L68 60L67 62H66ZM65 63V64H66ZM218 63V64H217ZM40 66V67H37L38 65ZM113 64V65H112ZM114 64H115V66L116 65H118L116 68H115V66H114ZM220 64H221V66L222 67H218V66H220ZM239 65L238 66H241V63H238ZM43 67H42V66ZM119 65H122V66H119ZM125 65V66H124ZM217 65V66H216ZM242 65H244V64H242ZM259 65V68L260 67H263V69L262 68H260V70L262 69V71L264 70V64L263 65H261L260 66ZM32 66V68H33V64L31 65ZM31 66H29V67H31ZM35 66V65H34ZM213 66H216V67H214L213 68ZM41 67L43 68V69H41ZM81 67H82V69H81ZM212 67V68H211ZM243 66H241V67H237V69H238V72H235L234 73V75H235V77H236V79H238V77H239V79L238 80H243V81H245L244 79H242V78H246V81H247V77H251V74L253 73L254 74V76H252V78H254L257 74H255L254 72H248V73H245L246 74V76L248 75V74H250V76H247V77H240V76H244V75H242V70H244L245 68V70H244V72H246V70L248 71V69H247V67L246 66H244L243 68H242ZM71 68V69H70ZM89 68V69H88ZM118 68V69H117ZM239 68H242V69H239ZM107 69H108V71H107ZM212 69V70H211ZM237 69H235L234 71H237ZM80 70H82L83 72H81ZM118 70H119V73H117L118 72ZM210 72H209V71ZM214 70V71H213ZM79 71H80V73H79ZM113 71H115V73L113 72ZM117 71V72H116ZM216 71V72H215ZM241 71V72H240ZM212 72V73H211ZM77 73H79V75H77ZM97 73V74H98ZM114 73V74H113ZM237 73V74H236ZM238 73L239 74H241V75H238ZM44 74L46 75H48V76H44ZM223 74H224V76H223ZM230 74V73H229ZM74 75V76H73ZM101 75V76H100ZM222 75V76H221ZM120 78H118V77ZM46 77H48V78H46ZM71 77V78H70ZM77 77H79V79L77 80ZM257 77H258V75H257ZM72 78H73V80H72ZM74 78H75V80H74ZM97 78H99L101 81H102V83L100 82V81H97ZM117 80H116V79ZM259 78V77H258ZM47 79V80H46ZM113 79H115V80H113ZM106 80H111L112 82H113V85H112V87L108 90V91H106V93H105V91L103 90L104 89V83H105V81ZM62 81V80H61ZM118 81H121V82H118ZM211 81V80H210ZM82 82V83H81ZM92 82V81H91ZM90 82V83H91ZM241 82V81H240ZM240 82H238V84L240 83ZM68 83V82H67ZM81 83V84H80ZM89 83V87H91L92 85ZM116 83H119V85L118 84H116ZM242 83V82H241ZM78 84H80V85H78ZM83 84V85H82ZM122 84V85H121ZM127 86H126V85ZM220 84H225V83H220ZM248 84H249V82L247 81V84H246V82H245V85L246 86H248ZM50 85H53L52 87L50 86ZM55 85V86H54ZM87 85V84H86ZM116 85V86H115ZM222 85V86H223ZM243 84H239L238 86H239V88L237 87V94H238V96H240V98H241V100L242 99H245L246 101H244V100H240V98L239 99H237V100H240V102H243V104L242 103H240V102H237V103H234V102H236V100H233V102L232 103H234V105L232 104V103H227V101H225V103H222V102H224V99L222 98V97H224V95L220 92V94L222 95H220V94H217L219 91H222L223 92V89L222 88H225V90H226V84L222 87L221 85H219L217 88H212V90H210V96L212 95V97H213V94L215 93L216 94V96L217 97H219V98H215V96L212 98V97H208L206 100H207V103L204 105V114H205V117L209 120V122H210V125H211V130H209V131H211L210 132V135L209 136H214L213 138L214 139H212V138H210V137H208V140L210 141H208L207 140V142H208V144H209V148L211 149V153H212V151L214 152V150L215 151H217V153L216 154H218V155H220V159H225V160H227V161H229L231 164H236V163H239L240 161L242 162L241 163V165L240 166H238L239 167V171L240 170H243V169H245V168H247V167H249V166H251L252 164H254L255 165V167L253 168V170L254 171H252L251 172V175H250V177H249V182H245L244 184H240L241 185V187H239V189H238V191L235 193V194H233V198H232V200H233V202L234 203H236L237 204V206L238 207H231V208H229L228 209V214L231 216V217H233L234 219H236V220H238V222H240V223H242V224H240V223H236L235 224V226H237V224H240V225H238V231L237 232H239L238 233V236L237 237H234V238H231V235H233L234 234V230L233 229H231V232L230 231H228L226 234H224V238L222 237V239H223V241H226L225 243L223 242L222 244H220V246L218 247V246H216V247H212V249H211V251L209 252V258H210V260L212 261V264H264V257H261L260 255H258V254H254V253H252V252H250L249 251V247L247 246V243H248V240H249V237H250V234H251V230H252V227H253V225H254V223H255V220L257 219V216H258V209H259V201H258V199H259V190H260V188H261V183L263 182V180H264V95H262V94H264V93H261V92H259L260 91V89H262V90H264V84L263 85H261L260 87L261 88H258V87H254V86H252L253 88L252 89H250V87L251 86H248V89H250V90H252V91H254L253 93H254V95L256 96H254L253 95V93H251L252 91H250V90H248V92H246L247 90H246V86L245 85H243V86H245L243 89H244V93L246 94H244L243 93V95L244 96H241L240 95V93H242V92H240L242 89H240V88H242L241 86H242ZM249 85H251V84H249ZM48 86H50V87H48ZM65 86H67L66 88H67V90H65L66 88H65ZM121 86H126V87H124L125 89H122V91L124 92L123 94H125L126 96H128V97H126V96H123L121 93V90H118L117 91V89L118 88H120L121 89ZM129 86V87H128ZM59 87H60V89H59ZM80 87V88H79ZM93 87V88H94ZM115 87H117V89L115 90L114 88ZM263 87V88H262ZM58 88V89H57ZM96 88H94V89H96ZM130 90H129V89ZM254 88H255V90H254ZM54 89L55 90H57V92L58 93H53V91H54ZM93 89V90H94ZM113 89V90H112ZM215 89H216V91H215ZM218 89V90H217ZM220 89V90H219ZM240 89V90H239ZM256 89L258 90L259 89V91H257L256 92ZM44 90V91H43ZM60 90V91H59ZM62 90V91H61ZM125 90V91H124ZM127 90H129L130 92H126ZM133 90V89H132ZM224 90V91H225ZM238 90H239V92H238ZM54 92H56V91H54ZM61 92V93H60ZM78 92V93H79ZM82 92V91H81ZM120 92V93H119ZM38 93H40V92H38ZM72 93V94H71ZM101 93V94H100ZM224 93V92H223ZM247 93H250V94H252L253 96L252 97H254V98H252V102L254 103L255 101V103H257V104H261V105H256L255 104V106H257V107H253V108H250V109H252L253 111H254V113H253V111L252 110H250L249 108H246L248 105H250L252 102H251V96H247ZM256 93V94H255ZM259 93V94H258ZM57 94H60V95H57ZM108 94H109V96H108ZM113 94V95H112ZM117 94L118 95H121L120 97L119 96H117ZM132 94H130V95H132ZM115 95V96H114ZM220 95V96H219ZM261 95V96H260ZM112 96V97H111ZM245 96H247V98L245 97ZM107 97H109V98H111L112 100H108V102L109 103H107V101L105 102V100H106V98ZM121 97H122V100H124V99H126L127 101V103H124V101H122L121 100ZM21 98V100H18V101H28V99H25L24 97H19V99ZM249 98V99H248ZM259 98H261V101H259L260 99ZM23 99V100H22ZM108 99V98H107ZM212 99H214V100H216L217 101V103H216V101H212ZM218 99V100H217ZM223 99V101L222 102H218L219 100H222ZM259 99V100H258ZM211 100V101H210ZM248 100H250V102H248ZM255 100V101H254ZM257 100H258V102H257ZM26 101V102H27ZM122 101V102H121ZM91 102H89V103H91ZM208 102H212V104H208ZM214 102V103H213ZM245 102H248L249 104H247L246 103V105H244V103ZM102 103H104V104H102ZM107 103V104H106ZM113 103V102H112ZM122 103H124L123 105H122ZM219 103H222V104H220V105H218ZM253 103H252V105H253ZM24 104V103H23ZM92 104L90 105V107L92 106ZM127 104V105H126ZM228 104V105H227ZM230 104H232V105H230ZM28 105V104H27ZM214 105H217V106H214ZM225 105H227V106H229L230 108H227ZM237 105H238V107H237ZM239 105H241V106H239ZM117 106V105H116ZM126 106V107H125ZM130 107V109L128 108V107ZM207 106H211V107H207ZM244 108H243V107ZM246 106V107H245ZM262 106V107H261ZM89 107V108H90ZM214 107H221L220 109H214L215 111H214V113L212 112V115H210L209 114V110H210V108H214ZM225 107V109L226 110H223V108ZM234 107H237V108H239V109H242V110H240V112H238L237 110H236V108H234ZM261 107V108H260ZM88 108V109H89ZM125 108H127L128 110H126L125 111ZM255 108V109H254ZM256 108H257V111H255L256 110ZM260 108V109H259ZM263 108V109H262ZM117 109V110H116ZM246 109V110H245ZM248 109V110H247ZM118 112V114H116V111ZM115 110L113 109L112 111H110L111 113H110V120H111V122L113 121V123H111V124H116V119H118L119 121H121V118H118V117H124L123 116V113L121 112L120 114H119V110L121 111V107L118 105V108H115ZM122 110V111H123ZM217 110H219V111H217ZM229 110V111H228ZM232 110V111H231ZM89 111V110H88ZM92 111V110H91ZM91 111H89V113L91 112ZM101 111H102V113H103V110L101 109ZM210 111H212V110H210ZM217 111V112H216ZM224 111V112H223ZM234 111H237V112H234ZM242 111L243 112H245L244 114L242 113ZM73 111L71 110V111H69V115H71V113H72ZM93 113H92V115L91 114H89L88 113V120L89 119H91V117H92V119L94 118V117H96L97 118V120L96 119H93V120H89V121H91L90 123H98L99 122V120H100V117H102L101 115H102V113H101V115H98L99 113H100V110H97V112H94V111H92ZM106 112H108V111H106ZM113 112H115V113H113ZM182 112H184L182 109H181V114L183 115V113ZM219 112V113H218ZM223 114H222V113ZM234 112V113H233ZM256 112V113H255ZM258 112V113H257ZM53 113H55V114H57L55 111H53V110H51V109H49L48 111H47V113L45 112V116H49L50 114H53ZM131 113H132V111L130 112L129 111V114L131 115ZM179 113V112H178ZM179 113V114H180ZM208 113V114H207ZM216 113V114H215ZM229 113H231V114H229ZM240 113V114H239ZM55 114H53V115H55ZM106 113H105V111H104V115H105ZM178 114V115H179ZM180 114V115H181ZM233 114H235V115H237V114H239V115H237L238 117L236 118V116L234 117H232V115ZM245 114H247V115H250V116H248V117H250V118H248V119H245V120H243V118H247L246 116H243V115H245ZM252 114V115H251ZM254 114H256V115H254ZM72 115H73V113H72ZM116 115V116H115ZM179 115V118L181 119L180 121H182L183 123H186V120H184L186 117L184 116V117H182L181 118V116ZM229 115H231V121L230 120H227V119H229ZM254 115V116H253ZM52 116V115H51ZM89 116H91V117H89ZM99 116V117H98ZM215 116V117H214ZM226 116H229V117H227L226 118ZM240 116V117H239ZM112 117H116V118H112ZM214 117V118H213ZM0 118H1V120H3L4 121V117L2 118L1 116H0ZM213 118V119H212ZM224 118H226V119H224ZM242 119V121L244 122V123H242L244 126H246L245 124L247 123L246 122V120H249L248 121V123H247V126H246V130H245V127H242L241 126V129L242 130H240V131H243L244 133H243V138H241V140L240 141H238V142H234V144L232 143V139L227 135L228 134V132H227V128H228V126H227V124H229V123H231V122H233V121H235L236 119H239V120H241ZM83 118H81V120H82ZM99 119V120H98ZM112 119H115V120H112ZM217 119V120H216ZM235 119V120H234ZM257 119V120H256ZM0 120V132H2L4 135H6L5 137L4 136H2V133H1V138H0V142H3L4 140H7V141H9V142H11V144L13 145V144H15L16 142H19L20 141V139L18 138H15V137H11L12 135H7V132H5V131H8V128L9 127H7V125L8 124H6V121L5 122H3V121H1ZM84 120V119H83ZM96 120V121H95ZM250 120H252V121H250ZM263 120V121H262ZM17 122H18V120H16ZM66 121V120H65ZM78 121H79V119H78ZM185 121V122H184ZM215 121V122H214ZM226 121H228V122H226ZM17 122H13V124L16 126V127H19V128H25L26 130H27V133L29 134V135H31V136H35L34 134H33V129L32 128H30L29 126H28V124L27 123H24V124H27L26 126L25 125H23V123L22 122H18V124H17ZM85 122V123H84ZM81 121V124H80V122H79V124L82 126L83 125V127H88L89 125H88V121ZM214 122V123H213ZM262 122H263V124H262ZM2 123V124H1ZM4 123V124H3ZM84 123V124H83ZM183 123H181V124H183ZM213 123V124H212ZM226 123V124H225ZM252 123H254L253 125L254 126H252ZM261 123V124H260ZM66 124H67V122H66ZM219 124H220V126H219ZM248 124H250L251 126H249ZM258 124H260V125H258ZM18 125H20V126H18ZM88 125V126H87ZM8 126H11V125H8ZM114 126V128H116L117 126L116 125H113ZM227 126V127H226ZM249 126V127H248ZM213 127V128H212ZM251 127V128H250ZM61 129V131L62 132H59V133H65V131L64 130H66V128H67V126H65V124H64V122H62L61 123V127H60ZM63 128H65V129H63ZM88 128H90V127H88ZM222 128V129H221ZM123 129V128H122ZM218 129V130H217ZM259 129V130H258ZM96 130V129H95ZM246 132H245V131ZM253 130V131H252ZM4 131V132H3ZM64 131V132H63ZM116 131H117V129H116ZM179 132L181 133H174V135L172 136V137H174L175 139H172V142L171 143H169V146H167V148H165V149H167V156L169 155V154H171V156H173V157H171V159H170V156L169 157H167V159L168 160H165L166 162L167 161H169V162H165V164H171V165H173V164H175V165H173V169L171 170V169H167V167L165 168V171H161L163 174H164V176H165V180H166V182L168 183V184H172V183H176L177 184V186H180L179 184H185L187 181V176H185L186 174L188 175V172L186 171V169H188V165L189 164H185L186 162L187 163H189L188 162V160H186V159H188V158H186V159H183V158H185V156L186 155H188V146L187 147H185L186 146V144L187 145H189V140L188 139H186L187 138V136L186 135H182V134H185L182 130H179ZM227 133V134H226ZM248 133V134H247ZM251 133V134H250ZM253 133V134H252ZM35 134H36V136L38 137V135H37V133L35 132ZM257 134V135H256ZM59 135H62V134H59ZM58 135V137H56V139H54V138H51V139H53L52 141H50V140H45V141H42L43 143H41V148H39L38 149V151H37V155H39V156H41L42 158L44 157V156H48V157H52L53 158V164L51 163L50 165H45V164H38V165H40L39 167L38 166H36V167H38L39 169H37L36 168V171H35V175L37 174V176L36 177H40V174L38 175V172H39V170H40V172L42 171V173L43 174H41V175H46L47 177H45V178H42V177H40L39 178V180L40 179H42V180H40L39 182H41V181H45V180H47V181H45L44 182V184L46 185V184H51V182H48V181H52V185L51 186H54V187H46L45 186V193L44 194H38V193H34V196L32 195L33 193H28V196H27V192L25 193L24 191H20V189L19 188H22V186H23V184H24V182H23V184L21 183L22 182V179L23 178H21V180H18L20 177H21V175H19V174H16V173H20V171H22V170H20L19 168H18V166L20 167V165L18 164V162H17V160L15 159V162L13 163V165H12V167L15 165V167H13L14 169H16V168H18L19 170H14L13 168H12V175L14 176V177H17L18 175L20 176L19 178L17 177V178H15L17 181H15L13 184H11V183H7V180H6V178L5 179H3L2 177L3 176H6V174H5V172H1L0 171V174L2 175H0V178H1V181H0V188H2L1 189V191H2V197H3V199H5V198H11V199H6L5 201H9V200H11V201H9L8 203H7V205L9 206V204L10 203H16L15 204V207L14 208H12V209H18L19 211H15V210H12L11 209V211L13 212V215L12 214H9V213H11L10 211H9V209H8V206L7 205H4V207H7L6 208V211L7 212H9V213H7L9 216H11V217H8L7 219H5L4 218V220H1V219H3L2 217H4V216H8V215H6L4 212L2 213V214H4V216L3 215H1V218H0V222L1 221H3V222H5V224H10L12 221H14V222H12L11 224H12V226H14V228L10 225V227H9V225H5L4 223H2V224H4V225H2L1 223V226H4L2 229H3V231L4 232H6V233H9V234H5L3 231L1 232L0 231V236L1 235H3V236H8L9 235V237L11 238V239H9V238H7L6 240L8 241V239L9 240H13V239H15L11 244H10V242L11 241H5L8 245H4V244H6V243H4V244H2V245H0V246H6L5 247V249L2 247H0L1 249H0V253H8L10 250H11V248L12 247H18L19 246V242H20V244L21 243H23V239H22V237L24 236V233H23V229L22 228H19V227H21V223L22 222H25L26 223V225H27V223L29 222V221H31V219H32V222L34 221H36L35 223H37L38 221V223L37 224H39V225H37V226H39V227H37L35 224H34V222L33 223H28V230H31L32 228H33V226H36L37 228H39V229H41V230H43L42 229V227L45 229V231H47V232H51V231H53V230H51L50 231V229L52 228H54L55 227V223L53 222V214H51V213H49L50 211L53 213V211H55L56 209H54V208H52L53 210H51V206H49V205H51L52 204V206H53V202H55V207H57V197L58 196H55V195H57V194H55V195H53V194H51V193H59L60 191H58V190H64V191H62L63 193H65V196L66 197H68V202L72 205V206H76L77 204V206H79L78 208H76V207H73L74 209H76L75 211L77 212V209H79V211L82 209V207H81V201H82V198H83V193L85 194V191H86V189H87V187H88V184H89V181H90V178H91V176H89L90 174L91 175H93V173H95V172H99V173H102V172H105L103 169H107V166L103 163V160L101 161V159L102 158H99V157H102V155H101V153H102V146H103V144H104V141H102V139L104 140V138H101V136L99 137V135H94L95 137H93V138H90V135H88V136H85V139L86 138H89V139H91V145L92 146H94V144L96 145V149L94 148V147H92L93 149H91V147L89 146V147H86V148H83V150L84 149H86L87 150V148H89L87 151L86 150H84V151H82L83 153H81V154H79V157H76L77 155H78V153H75V151L76 150H74L73 152L74 153H70V151L68 150V147H67V145H68V142L66 143V142H64L65 141V139H67L68 140V137H66V135L64 134L62 137L64 138V136H65V139H63V138H61L60 136ZM176 135H178V136H180V137H182V138H185L184 140H185V142H183V141H181L182 140V138H180V137H178V136H176ZM248 135H250L249 137H248ZM123 136V135H122ZM122 136L121 137H119V141H121L120 143L121 144H123L124 145V143H125V145L127 146V148L125 147V149L124 150H126V149H128V150H133V151H135V152H132V151H129V152H131V153H129L128 151H126V154H127V156H126V158H124V159H120V161H118L117 163H115V164H113V166H112V169L110 168V170L109 171H107V172H105V173H107V174H109V175H111L112 174V176H111V178L112 179H115L116 178V176L117 175H122V174H128L129 175V178L128 179H130V178H132V180H136L135 178L137 177V175H139V177H142L143 179H144V181L142 182V183H144V184H147V185H142V183L140 184V188H144V187H146V192L144 191V190H142V189H140V193L142 194H140L137 198H133V199H135V201L133 200V199H131V200H125V198H123L122 196H120V195H117L118 194V189H119V187H117L118 185H116V187H114L113 188V186H112V188H111V192L113 191V194H111V192L109 191V193L111 194H109L110 195V197L107 195V193H105V195H104V197H102L104 200H106V202H103L104 200H100V202H98L99 203V205H98V207L100 208H102V209H104L105 208V210L106 209H108V207H107V204H109V200H110V202H111V200H113L114 202H116V203H118L120 206H122L123 204L125 205V204H127L126 205V207L124 208V206H122L121 208H123V209H121L120 208V210L121 211H123V212H120L122 215H123V217H119V216H117V212L116 213H113V212H115L114 210H106V212H103V213H110V212H112V213H110V215L109 214H105L104 216H105V218L104 219H99V223H98V225H100V224H102L103 225V223H106L107 225H108V223H111V225H108V227H110V231H111V233H110V231L109 232H107V233H110L109 234V236H110V238H111V241H112V239H114V241H112V242H110L109 243V245H107V247L103 250V251H105L106 253L108 252H112V253H114V252H116V250L118 249V248H120L121 246H122V244L121 243H119V242H121V240H118L120 237H119V235L117 234V227H118V229H119V226H120V228H123V227H125L126 225L128 226V227H134L135 226V230H130V229H128V231H130V232H127L128 233V235L129 236H131V237H136L138 234H139V231H142V230H144V229H150V227H152V226H154V225H151V223H153V222H156V224L155 225H157V226H155V227H153V228H155L154 229V231H153V229H152V232H154V233H156L159 229L158 228H156V227H160V230H159V232H157V234H159L160 235V237H161V241H162V250H161V253H160V259L163 261V258L165 257V259H169L170 260V254H169V251H167V249H168V246H171V245H173V244H180L181 246H184L185 244H183V243H185V242H181L180 243V241H177V240H179V238L181 237V233H183V232H186V231H182V229L183 230H185V224H186V222H187V220H189L188 219V217H185L184 215L185 214H182L181 213V211L184 213H186L187 214V207L184 205V203H182V202H180L179 200H177V202L175 203L176 205H171L170 207H169V210H168V213L170 212L171 213V216H172V218H171V216H167L168 215V213L166 214V216L164 215V214H161V212H162V210L164 209V207L163 206H161L160 205V203L162 202V201H164L166 204H168L169 203V201L170 200H172V192H168V190H167V188H165V186H169V185H167V183L165 182V184L163 185V184H161V183H159L160 181L158 180V178H156V177H154V176H151L152 174H153V172L152 171H150V169H148V158H147V156L145 155V156H143V157H141L140 159H138V160H134V156L135 155H131L132 153H136V150L133 148V142L132 141H130L131 139L128 137V138H126V139H128V140H122V139H124V138H122ZM178 138H176V137ZM252 136H253V139H252ZM123 137H127V136H123ZM247 137H248V139H247ZM60 138H61V140L65 143H63V142H61V140H60ZM113 138H116V135H115V137H113ZM94 139V140H93ZM244 139V140H243ZM88 140V139H87ZM93 140V141H92ZM178 140H180V141H178ZM216 141V142H219V144L218 143H215V142H213V141ZM245 140H247V141H245ZM252 140V141H251ZM128 141V144L126 143ZM223 141V142H222ZM225 141V142H224ZM229 141V142H228ZM245 143H244V142ZM250 141V142H249ZM131 142H132V145H131ZM187 142V143H186ZM51 143H53V145L51 144ZM56 143V144H55ZM97 143L99 144V145H102V146H100L101 147V150H99V151H101V152H99V151H97L98 149H100L99 148V146L97 145ZM101 143V144H100ZM177 143V145H178V147H177V145H174V144H176ZM179 143V144H178ZM184 143H186L185 145H183ZM214 143V147H213V144ZM231 143V144H230ZM235 143H236V145H235ZM238 143V144H237ZM67 144V145H66ZM181 144V145H180ZM247 144H249V145H247ZM65 145V146H64ZM124 145V146H125ZM171 145L173 146V148L174 149H172V147H171ZM180 145V146H179ZM228 147H227V146ZM233 145V146H232ZM239 145H241V146H239ZM255 145V146H254ZM1 146V145H0ZM53 147V148H51V150L50 149H47L48 147ZM60 146V147H59ZM182 146V147H181ZM218 147V148H215V147ZM44 149H43V148ZM45 147H47V148H45ZM49 147V148H50ZM132 147V148H131ZM185 147V148H184ZM222 147V148H221ZM230 147H231V149H230ZM241 147V148H240ZM63 148V149H62ZM71 148H73V147H71ZM169 148H170V150H169ZM182 150L183 148V150L184 151H182V152H185V153H187L186 155H185V153H182V152H180L181 150ZM215 148V149H214ZM40 149H41V151H40ZM42 149H43V151H42ZM61 149H62V151L64 152L63 154L67 157L68 156V158H70V157H72L73 158V160H72V158H70L71 160L68 162L70 165H73V166H71V169H70V173L72 172V175H73V173L75 174L77 171H82V170H85L84 172H81V174L82 173H86L85 175L88 177H90V178H87V177H85V175H83V177H80V174H78V175H73V177L70 175V178H71V182L72 181H74V182H76V179H80L81 180V182L78 180L77 181V184L76 183H71V189H69L68 190V188H64V187H61L60 186V184L58 183V179H59V177H57V175L59 176V174H61L60 172L61 171H59L58 170V173H57V175H56V170L55 169H58V167L59 168H61V166H63V163L64 162H61V161H64L62 158L64 157V155H62L61 157H58V155L60 156V154H62L61 152ZM175 149H179L178 151H175ZM227 151H226V150ZM235 149V150H234ZM5 150V151H4ZM54 152H53V151ZM90 150H92L93 152H95V153H92L91 155H89L90 153H91V151ZM172 150V151H171ZM223 150H225V151H223ZM0 151H3V152H6V154L5 153H3V152H0V157H2L3 159H4V157L6 158V157H10V156H12V158L14 157V154L13 153H11V152H9V150H7V149H5V147L3 148V147H1L0 148ZM48 151H51L52 153L51 154H49V153H45V152H48ZM231 151H233V153L231 152ZM88 152H90V153H88ZM236 152V153H235ZM1 153H3V154H1ZM98 153H100V154H98ZM172 153H175V155H177V156H175V155H173ZM231 153V154H230ZM47 154V155H46ZM66 154H77L76 156H75V158L73 157V156H71V155H66ZM94 154V155H93ZM99 156H98V155ZM130 154V155H129ZM182 155V154H184V155H182L181 157H183V158H179V155ZM223 154V155H222ZM51 155V156H50ZM54 155H56V157L54 156ZM85 155H89L91 158H89L88 157V159L86 160V158H87V156H85ZM223 157H222V156ZM234 155V156H233ZM82 156H85V157H83V158H81L82 159V161H80V157H82ZM97 156V157H96ZM133 156V157H132ZM228 156V158H225V157H227ZM248 156V157H247ZM65 157V158H66ZM93 157V158H92ZM127 157H128V159H127ZM130 157V158H129ZM177 157H178V159H177ZM237 157V158H236ZM2 158H0V162H1V159ZM15 158V157H14ZM67 158V159H68ZM79 160H78V159ZM95 158H97V159H95ZM174 158V159H173ZM176 158V159H175ZM83 159H85L84 161H86V162H83ZM98 159H100V161L98 160ZM130 159V160H129ZM239 159V160H238ZM241 159V160H240ZM92 160V161H91ZM180 160H182V161H184L185 163H183V162H179ZM56 161V162H55ZM59 161V162H58ZM76 161V162H75ZM89 161H91V162H89ZM95 161H97V163H94L93 164V162H95ZM174 161H176V162H179L178 164L177 163H175ZM61 162V163H60ZM100 162H102L103 164V166H106V167H102V165L100 166L99 165V163ZM123 162H124V164H125V166H123V169H122V167H120V166H122L121 164H123ZM128 162V163H127ZM135 163V164H132V165H134L133 167H132V169L131 170H129L128 169V167H129V163ZM138 162H140V163H138V164H140L139 166L141 167H136L135 165H138L137 163ZM143 162H145V166L143 165ZM172 162H173V164H172ZM209 162V161H208ZM55 163H58L59 165H57V164H55ZM72 163V164H71ZM88 163H91V164H88ZM68 164V165H69ZM75 164V165H74ZM101 164V163H100ZM123 164V165H124ZM168 164V165H169ZM183 164H185V165H187V167L186 166H184ZM69 165V166H70ZM131 165V164H130ZM178 165V166H177ZM183 165V166H182ZM42 166H44L43 168H42ZM57 166V167H56ZM75 166V167H74ZM78 166V167H77ZM80 166V167H79ZM81 166H82V168H81ZM83 166H85L84 168H83ZM97 166V167H96ZM115 166H118V167H115ZM183 168H182V167ZM120 167V169H116V168H119ZM177 167V169H175ZM44 169V171L42 170V169ZM76 168H78V170L76 169ZM103 168V169H102ZM168 168H171V166H169ZM184 169V168H186V169H184L183 170V172H181V170H179V169ZM49 169V170H48ZM81 169V170H80ZM122 169V171L121 172H123L122 174H119L118 172H120L119 170H121ZM134 169V170H133ZM143 169V170H142ZM48 170V172H46V174H45V171H47ZM96 170V171H95ZM100 170V171H99ZM113 170V171H112ZM149 170V171H148ZM173 170H177L178 172H180L178 175L180 176V175H183V176H181V179H180V177L179 176H177L176 174L177 173H175V171H173ZM237 170V171H238ZM53 171V172H52ZM86 171H91V173L89 174V172H86ZM95 171V172H94ZM116 171H118L117 173H115ZM127 171H131L130 172V174H129V172L127 173ZM138 172V173H135V172ZM145 171H147V174L145 173ZM55 172V173H54ZM120 172V173H121ZM149 172V173H148ZM167 172V173H166ZM174 172V175L173 174H171V175H169V173H173ZM186 172V174L184 175V173ZM87 173L89 174V175H87ZM115 173V174H114ZM151 173V174H150ZM182 173V174H181ZM14 174H16V175H14ZM21 174V173H20ZM51 174H54V175H52L51 176ZM131 174H133V175H131ZM49 175H50V177H49ZM131 175V176H130ZM136 177H135V176ZM150 175V176H149ZM166 175H169L168 176V178H167V176ZM53 176H55V177H57V178H55V177H53ZM82 176V175H81ZM179 177V178H177V177ZM186 178H185V177ZM76 177V178H75ZM139 177H137V178H139ZM153 177V178H152ZM50 178H52V179H50ZM55 178V179H54ZM38 179V178H37ZM53 179H54V181H53ZM57 179V180H56ZM142 179V180H143ZM168 179H169V181H168ZM179 180V181H176V182H174L175 180ZM4 180V181H3ZM55 180H56V182H55ZM86 180V181H85ZM131 180V179H130ZM153 180H154V182H153ZM3 181V183H1ZM21 181V182H20ZM23 181H25L24 179H23ZM85 181V182H84ZM5 182V183H4ZM54 182V183H53ZM178 182V183H177ZM183 182H185V183H183ZM42 183V182H41ZM55 183H57V186L58 187H56V184ZM87 183V186H85L84 184H86ZM16 184H17V186H16ZM54 184V185H53ZM73 184V185H72ZM82 184V185H81ZM154 184V185H153ZM159 184V185H158ZM162 186H161V185ZM181 184V185H182ZM7 185H9L8 187H6ZM20 185H22V186H20ZM11 186H12V188H11ZM48 186H50V185H48ZM74 186H76V187H74ZM83 186H84V188H83ZM149 186V187H148ZM184 185H182V187H183ZM4 187H6V189L4 188ZM157 187H160V188H157ZM54 188V189H53ZM56 188V189H55ZM59 188V189H58ZM82 188V189H81ZM181 188V187H180ZM3 189H5V190H3ZM58 189V190H57ZM149 190V192H148V190ZM163 189V190H162ZM164 189H166V190H164ZM9 190H12V191H14V192H10ZM20 192H19V191ZM78 190H80V191H78ZM156 190V191H155ZM17 191V192H16ZM56 191V192H55ZM83 191V192H82ZM151 191V192H150ZM161 191H162V193H161ZM49 192V193H48ZM51 192V193H50ZM73 192H75V193H73ZM114 192H116V193H114ZM144 192H145V194H144ZM46 193H48L49 195H46ZM61 193V192H60ZM59 193V194H60ZM77 193V194H76ZM165 193V194H164ZM75 194V195H74ZM79 194H80V197L79 198H77L78 196H79ZM82 194V195H81ZM52 195V196H51ZM78 195V196H77ZM147 195H149V196H152V197H148ZM75 196H76V199H79V200H76L75 199ZM108 196V197H107ZM119 196V197H118ZM153 196H154V198H153ZM69 197H70V199H69ZM106 197H107V199H106ZM117 197V199H115ZM145 197V198H144ZM160 197H163V198H160ZM167 197H169V198H167ZM81 198V199H80ZM110 198V199H109ZM146 198H150V199H146ZM24 199V200H23ZM44 200L43 202H47V201H49V202H47L48 204H46V205H41L40 206V204L42 203V202H39V206L40 207H42V206H44L43 208H46V207H49V208H46V209H48V213L49 214H51L53 217H48L49 216V214L48 213H46L45 211H46V209H45V211L43 210V209H41V208H39V206H37V204H34V205H36L35 207H34V205H32L31 203L32 202H34V201H36V202H38L39 200ZM72 199V201L70 202V200ZM75 199V200H74ZM109 199V200H108ZM161 199V200H160ZM81 200V201H80ZM119 200V201H118ZM140 200V201H139ZM157 200H158V202H160V203H158L157 202ZM25 201H30V203L29 202H26L25 203ZM32 201V202H31ZM120 201H122V202H120ZM179 201V202H178ZM73 202V203H72ZM120 202V203H119ZM128 202H130L131 204H135V203H137V204H135L136 206L138 205V207L137 208H135V209H133V210H129V212H126V211H128V208L127 207H130V208H132L133 206L129 203L128 204ZM139 202H140V204H139ZM148 202H150V203H148ZM29 203V204H28ZM35 203V202H34ZM75 203V204H74ZM101 203V204H100ZM102 203H103V207H102ZM105 203V204H104ZM107 203V204H106ZM152 203V205H150ZM4 204H6V203H4ZM28 204V205H27ZM11 205L12 204H10V208H11ZM23 205V206H22ZM26 206V210H28L29 211V213H30V208H32L31 210H33L34 211V209L35 210H37L38 208V210L37 211H35V213L36 214H38V215H36V214H34V212H33V214H29L28 213V211H24L25 209V206ZM70 205V206H71ZM130 205V206H129ZM134 205V206H135ZM139 205L141 206V207H139ZM157 205V206H156ZM16 206H19V207H16ZM27 206H29V208H27ZM33 206V207H32ZM71 206V207H72ZM107 208H106V207ZM109 206V205H108ZM132 206V207H131ZM13 207V206H12ZM54 207V206H53ZM71 207H69V210L70 209H72ZM183 207H185V208H183ZM98 208V209H99ZM110 209H111V207H109ZM141 208V209H140ZM149 208H151L152 210H148ZM236 208H238V210L236 209ZM8 209V210H7ZM41 209V210H40ZM50 209V210H49ZM137 209H139V210H137ZM144 209L146 210V211H144ZM185 209V210H184ZM243 209V210H242ZM21 210H23L24 212H22ZM83 210V209H82ZM82 210H81V212H79L78 211V213H80V214H78V213H76V215L78 214L80 217H76L77 219L74 221V222H76V221H80V223L81 224H78V222H76V223H73V225H71V227H70V230H69V233H68V237H67V233L66 234H64V238L63 239H60V241L61 240H63V242L66 240V238L65 237H67V239H72V242H73V238L74 237H77V233L76 232H80L82 229H84V228H87V226H88V223H89V220H90V217H91V215L92 214H94L95 212H90V211H88L87 212V214H85V215H83L85 212H82ZM175 210H177V211H175ZM5 211V210H4ZM15 211V212H14ZM96 211H97V209H96ZM100 211H101V209H100ZM108 211V212H107ZM110 211V212H109ZM133 211V212H132ZM143 211V212H142ZM242 211V212H241ZM244 211V212H243ZM17 212V213H16ZM43 212H45V213H43ZM160 212V213H159ZM175 212V213H174ZM178 212V213H177ZM18 213H20V214H23V217H22V215H18V217H22L21 218V220L18 218V217H16L15 218V220H17L16 222H15V220H14V217L15 216H17V215H15V214H18ZM28 213V215H26V214ZM43 215H42V214ZM55 213V212H54ZM70 213H72V215H74L75 213L72 211L71 212V210H70ZM134 213H136V214H134ZM146 213L147 214H149L150 213V215H148V218L147 217H145V219L147 218V220L148 221H150V223L149 222H147V220H144L143 218H144V216H147L146 215ZM159 213V214H158ZM174 213V214H173ZM41 214V215H40ZM48 214V215H47ZM89 214H91V215H89ZM116 214V215H115ZM134 214V215H133ZM177 214H179V215H177ZM232 214V215H231ZM26 215V216H25ZM34 217H33V216ZM75 215V216H76ZM88 215L90 216L89 218H88ZM129 215H132V216H134V217H132V216H129ZM138 215V216H137ZM161 215V216H160ZM163 215V216H162ZM234 215V216H233ZM29 216V217H28ZM30 216H32V217H30ZM38 216V217H37ZM82 216H84V217H82ZM24 217H26V218H30V220H25L24 221ZM37 217V218H36ZM43 217H45V218H43ZM118 217L120 218V222L118 223V224H120V225H118L117 224V227L114 225V223L116 224L117 222H116V220H119L118 219ZM127 217H129V219L127 218ZM137 217H138V219H137ZM141 217H143V218H141ZM150 217V218H149ZM161 217V218H160ZM173 217H176V218H173ZM18 218V219H17ZM41 218V219H40ZM47 218V219H46ZM55 218V217H54ZM102 218V217H101ZM111 218H116V219H111ZM124 220H123V219ZM135 218L136 219V221H133V219ZM162 218L164 219V221L162 220ZM177 218H179V220L177 219ZM10 219H12V221H9ZM34 219V220H33ZM36 219V220H35ZM39 219V220H38ZM50 219H53V220H50ZM121 219H122V221H121ZM127 219H128V224H127ZM144 221H143V220ZM153 219V221L151 222V220ZM173 219L175 220V219H177L176 221H175V223H174V221H173ZM18 220H20L19 222H18ZM43 220V221H42ZM46 220V221H45ZM47 220H49V221H47ZM107 220V221H106ZM142 220V221H141ZM161 220V222H159ZM240 220V221H239ZM8 221V222H7ZM22 221V222H21ZM53 222V224L52 223H49V222ZM55 221V220H54ZM106 221V222H105ZM141 221V222H140ZM180 221H184L183 223L181 222L180 223ZM85 222H87V223H85ZM124 222V224H122ZM139 222V223H138ZM17 223H19V225H17ZM43 225H42V224ZM168 223V224H167ZM180 223V224H179ZM16 226H18V227H15V225ZM30 224H31V226H30ZM46 224V225H45ZM141 224H143V225H141ZM149 224V225H148ZM181 225V226H179V225ZM183 224V225H182ZM52 226V225H54V227H50V226ZM74 225H76L77 226V228H75L76 230H75V232H74V227H76V226H74ZM79 225V226H78ZM83 225V226H82ZM102 225H100V226H102ZM116 227V230H114L113 229V227L114 226ZM137 225V226H136ZM141 225V226H140ZM169 225H170V227H172V226H174V225H177L176 227L177 228H179L178 230H176L175 229V227H172V229H169L170 227H169ZM172 225V226H171ZM1 226H0V228H1ZM5 226H7V227H9L8 229H6L7 227H5ZM72 226H74V227H72ZM81 226V227H80ZM167 226V227H166ZM183 226V227H182ZM41 227V228H40ZM50 227V228H49ZM82 227H84V228H82ZM140 227H142V228H140ZM161 227H162V229H161ZM6 230H5V229ZM13 228V229H12ZM18 229L19 230V232H21V233H19L18 231H16L15 229ZM47 228H49V229H47ZM71 228H73V229H71ZM174 228V229H173ZM186 228L188 229V228H190V226H186ZM197 228V227H196ZM218 228V229H217ZM1 229V230H2ZM10 229V230H9ZM22 229V230H21ZM125 229V228H124ZM127 229V228H126ZM125 229V230H126ZM139 229H141V230H139ZM156 229H157V231H156ZM164 229H165V233H164ZM186 229V230H187ZM214 229L216 230V231H218V232H222V228L221 227H214ZM12 230H15V232L14 231H12ZM112 230L113 231H115V232H112ZM163 230V231H162ZM167 230H168V232H167ZM172 230V231H171ZM177 231V234L175 233L176 231ZM10 231V232H9ZM73 231V233L74 234H72L71 232ZM127 231V230H126ZM169 231H171V233H172V235L170 234V232ZM12 232H14V233H12ZM18 232V233H17ZM233 232V233H232ZM112 233L115 235H112ZM134 233V234H133ZM137 233V234H136ZM167 233H169L168 235H167ZM231 233V234H230ZM5 234V235H4ZM15 234V235H14ZM47 234V233H46ZM71 234V235H70ZM180 234V235H179ZM229 234V236L227 237V235ZM52 235V234H51ZM73 235V236H72ZM75 235V236H74ZM166 235H167V237H166ZM207 239L209 238V239H211L212 240V236H213V232H208L207 233ZM169 236H170V238H169ZM172 236V237H171ZM177 236H179V238L177 237ZM195 236L196 235H194L193 234V237L192 238H195ZM43 238H42V241H41V243H45V244H43L44 246H42V244H40V246L41 247H39V254H38V261L37 262H39L40 261V263L39 264H44V263H46V264H48L47 262H46V260H49V258H50V255H48V254H46L45 253V251H47L48 252V250H49V246L50 245H48L47 243L49 242H51L52 240H51V238H50V235H46V237H45V235L44 236H42ZM70 237H73V238H70ZM49 238V239H48ZM117 238V239H116ZM16 239H18V243H17V245H15L16 244ZM43 239H44V242H43ZM47 239V240H46ZM74 239H76V238H74ZM167 239H168V241L169 240H171L172 242H170V243H168L167 242ZM174 239V240H173ZM206 239V240H207ZM208 239V240H209ZM22 241V242H21ZM48 241V242H47ZM66 241H70V240H66ZM117 241V242H116ZM236 241V242H235ZM93 243L95 244H100V241H98L97 239H93ZM118 243V244H117ZM164 243V244H163ZM232 243H234V244H232ZM13 244V245H12ZM94 245V246H97V245ZM11 247H10V246ZM47 247H46V246ZM9 246V247H8ZM110 246V247H109ZM114 246V247H113ZM236 246V247H235ZM43 247H45V248H43ZM7 248V249H6ZM237 248V249H236ZM3 249V250H2ZM6 251V252H5ZM42 251H44V252H42ZM69 252H71V253H69L70 255L73 253V255H75V251H73V250H69ZM211 252H213V253H211ZM93 253V252H92ZM92 253L91 254H87V255H89V256H95V258H97L96 256H98L99 254H96V253H94L95 255H92ZM40 255V256H39ZM70 255H68L69 257H70ZM73 255H71V256H73ZM45 256V257H44ZM47 256H49V257H47ZM211 256H212V258H211ZM9 258V259H7V258ZM6 257H4L3 259H4V261H3V259L1 260V262H0V264H14V262H15V260L16 259H14V258H11V256L9 257V255L8 256H6ZM99 257V256H98ZM215 259H214V258ZM11 259V260H10ZM172 259V258H171ZM5 260H7V262L5 261ZM14 262H13V261ZM168 260V261H169ZM10 261H12V262H10ZM6 262V263H5ZM36 262V263H37ZM42 262V263H41ZM173 264H174V261H171ZM214 262H216V263H214Z\"/></svg>","mask_w":264,"mask_h":264},{"label":"crops","instance_id":"obj_3","mask_svg":"<svg viewBox=\"0 0 264 264\" xmlns=\"http://www.w3.org/2000/svg\"><path fill=\"white\" fill-rule=\"evenodd\" d=\"M258 201V216L252 227L247 246L250 252L264 257V180L261 183Z\"/></svg>","mask_w":264,"mask_h":264}]
</instances>
